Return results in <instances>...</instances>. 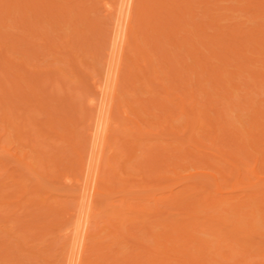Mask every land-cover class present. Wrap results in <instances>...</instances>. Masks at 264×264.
<instances>
[{
	"label": "rangeland",
	"instance_id": "obj_1",
	"mask_svg": "<svg viewBox=\"0 0 264 264\" xmlns=\"http://www.w3.org/2000/svg\"><path fill=\"white\" fill-rule=\"evenodd\" d=\"M9 1H11V0H9ZM13 1L15 2L14 4H18L17 2L20 0H17V2H16V0H13ZM22 1H23V3L20 1L21 6H24V8L26 6L28 7L27 4H29L30 0H26V1H28L27 3L24 0H22ZM37 1H35V2H37ZM42 1H44V0H42ZM42 1H38V2L42 3ZM49 1H51V3L54 2L53 6L51 7L52 9L49 8L51 5L48 6V3H49L48 0H45V2H47V5L44 4L45 2L42 3L44 6L37 2L38 5L39 4L40 5L38 6V5L33 4L35 7L31 4V1H30V4H29L30 8H32L31 6H33L34 8L31 10H28V8H27L26 11H28V12H26V13H25V10L23 8H21L20 12L18 11V9H14L13 5L12 6L10 5V7L7 8L8 4L3 5L4 0L0 1V8H3L2 6H5L6 10L10 11V14L13 13L12 15H10L7 12V14H6L7 18L4 17V15H2L4 18L5 24H0V31L3 32V33L1 32L2 34L0 33V49H1L0 54L2 55V56L0 55V139H1L0 140V146H1V148H5L9 152H10V150L11 151L14 150L13 149L14 145L16 147H18V149L15 148L16 150L14 152H12L13 155H12V153L9 154L6 150H3L0 148V264H64V263L67 264L66 255L69 252H66L64 257H63V253L65 251H69L70 246L68 247L67 244H69V243H66L65 247H68V249H67V248H64L63 245H65V242H69L68 240H70L69 239L70 237L68 236L69 238L68 237L66 238L65 235L67 233H65V235H64V231L67 232V230H65V229L66 228L68 229L71 225L73 226V224H75V222L77 221V219H76L77 217L75 215H76V212L78 209V206H77L78 204H75V203H76V201L78 202V200H75L76 197L74 198L73 195L78 197L77 191H79V188H78V190H76L77 188L75 186H78V185H77V183H75V186H74L73 177L78 178V176H76V175H79V174H77V172L80 173V171H78L79 169H77L78 165L80 166V164L77 163V160L80 159V157H78V159H76L77 156L75 157L74 155H77L76 150L78 153L79 152L82 153V151H84L83 153H85V149H83V150H81V149L83 148V146H86V145L89 146L90 145V139L86 133L88 132L87 126L91 122V120L89 119V116H90V118H92L93 116L91 117V113L94 112V110H93V112H91L92 109H89V107L92 106L90 104V100H91V98L93 99V97H91V94H92V96L95 94L94 97H96V99L93 101L98 100L97 92L95 91L96 93L93 94V92H94L93 90H96V89H94L95 88L94 85H96V84H93V83H95V81H96V83H98L97 81L101 82L99 80V78L97 79L96 77H99V75L101 77L102 73L104 71L103 70L104 68H102L101 66L104 67L105 58H103V57H106L105 55L108 52V50H106L105 45L108 43L107 41L109 40L108 38H107L108 40H105V38L107 37L106 35H108L109 34L108 32L110 31V30L108 31V29H110L111 26H113V23H112L113 21H111L113 19H112V17H109L110 14H108L109 18H107V15H106L107 12L104 10L105 8H103L105 0L104 1L103 0H71L72 2L70 0H49ZM176 1H178V0H176ZM179 1H181V0H179ZM184 1L185 0H182L181 2H184ZM186 1H187V3H185L184 5H181L183 3L180 4V2H179V4L181 6H183V8H184L183 12L185 11V13H184L185 15L182 16L183 12L181 13V10H179L178 8L177 9L175 8V10H176L175 12H177L179 10L178 14L180 13L182 16L180 18L181 21L179 20V17H178L179 23L181 22V24H182V25H180V24L179 25L181 27L185 28V30L183 28L180 30L179 28H177V25H176L177 32H176V36L174 35L175 36L174 38L179 39V41H181V37L185 36L184 38H182V40L185 39V41L188 43H185L184 40L182 43H179V41H175L176 39H171L172 42H168L170 40H168L165 37H162L163 35L158 36L159 38H156V36H155L154 38H156V39H154V38H152L154 33H151L150 30H147L148 32H146L145 29H144L145 33L143 30V32H142L143 34H142L139 31L140 28H142V27L139 26V24H138L139 23L137 21L138 18H137V20L135 19L136 23L134 24V27H135L134 31L136 33L134 36L132 34L133 38H131V39L134 41L135 40L134 37L137 36V39H136L137 44H139V46L142 47V50L143 49H144V51L147 50L145 52L147 55L150 56L149 58H151L150 60L152 61V62L151 61L150 62L155 67L156 71L153 73V75L151 73H148V72H147V74H145L147 76V77L145 76V78L149 80L147 82H146V79L145 80L143 79L144 75L140 76V77L138 76L139 78L136 79L138 81V83H137V81L133 82L135 77L133 78V80L129 79L128 76L130 75V73H128V72L130 70L133 71L135 68L134 67L135 65L133 64L134 65L133 66L132 62L127 58L124 62L125 65L123 67V70L121 71L122 74L120 77L121 82L119 81L120 84H119V86H118L119 88L117 90V95H119L118 99H117L118 102H117L116 107H115L116 109H114V113H113V120L115 121L113 123V126L116 125V127H114V130L111 131V137H110L111 147H110V149L107 148L106 153H104L105 159L103 162V163H105V160L107 159V157L111 156V161L116 160V163H114L115 162L114 161L113 164H111V165L114 166L117 170V173L118 172L119 173L117 176L115 175V177H114L115 179H113L114 175L110 176L113 173L110 170L111 168H109L110 171L107 170L108 169V167L106 166L107 164L106 165L104 164L102 167V170H101L102 174L100 173L102 175L101 178L107 180V178H109V176H110V178H112V180H114V182H115V180L117 182H115V183L113 182L111 184L109 183L110 185H112V184L114 185V186L112 185L114 188L112 187L113 190L110 193V195H109V192H106L104 194L100 193L99 196L97 195L96 202H95V207L97 209H96L95 214L93 213L94 216L93 217L91 216L93 219H92V221H90L91 223H90V227H89V229H90V236L89 237L90 238H88L87 245H86L87 246L86 252L84 253L85 254V256H84L85 264H96V262H98V263L102 262L103 264H134L137 261H140V263H142V264H165L166 262L165 263L162 262L163 258H165L167 256L163 253L164 247H162V245H157V244L155 245V243H156V239L159 240V243H161V242L164 243L163 237L168 234L167 232H169L170 229H171L170 232H172V234L171 233H169V234L172 235V237L177 236L180 232H183L185 230H187L188 232H190V230H191L190 234H194L195 238H200V239L203 238V239H206V241L208 240L209 243L206 242V244H208V245L210 244L209 249H208V253H206L207 249L205 251L201 250V252H199L198 249H194L195 246H193L192 243H190L189 245L187 244V246L189 247L188 249H191V251L194 254L193 257L196 256V258L198 257L199 260L202 259L200 257L199 253H201V256H202V252H205V254L203 255V258L205 259L204 261H206V259H211V260H209V261H211L210 264H219V263H221V264H237V263L238 264H264V196H262V194L259 193V191L261 189H264V183H262V182H264V180L260 181L257 178H252V181H255V197L256 198H255V203H254L255 207L253 206L252 208L253 209L255 208V221H254V223L256 225V231H255V234L253 233V234H251L252 236L250 235L251 236L249 238L250 242L248 241L249 244L247 243L249 250L247 251V253H245L247 256L243 257V253H242L243 251L241 250L240 245L238 244L239 242H241V240L237 243L233 239L235 237H232V238L230 237L232 240H229L230 238L228 239V237L232 233L231 232L232 229L229 230V228L226 226L227 224L229 225V223H227V221H224V219H222L223 216H221L222 214L224 216L226 214L232 215L233 212L231 211V208H232L231 205H233V204H231V205H229V204L224 205L223 204V206L221 205V206H218L217 208H213L214 210L212 208L206 209L204 207L205 205H203L204 202L202 203V200L204 201V199L206 198L205 196H207L208 193H211L212 196H214L216 186L214 184V181H213L211 175H209V174H203L202 175L201 173L195 174L196 172H211V173H214L217 176H219V173L217 171V167H220L221 169L225 168L226 174H229L228 171L230 170L231 166L227 165V163L233 164V163H235L234 159H237V160H239V162H240L239 165H241V166H242L241 161L247 163L249 167H253L255 165L256 173H258L259 176L264 177V166H261V165H264V162L260 163L261 161H258V160L256 161V159L264 160V158H262V157H264V156H262V155H264V147H260L261 145L264 146V139H262V138H264V134H262V133H264V128L261 129V126H257V127H260L261 130L257 127H255L257 130L255 128L249 129V128H251L250 125L252 124L251 123L249 125V123L251 121L250 120L251 117H252L253 121L259 119V121L261 120L260 122L264 123V77H262V76H264V74H262V73H264V45L260 46V44H264V8H262V6H260V8H257V10H256V7L258 5L257 4L258 0L257 1L256 0H249V1L248 0H216L217 2L215 0H186ZM255 1H256V3H255ZM259 1L262 2L264 0H259ZM165 2H167V1H165ZM175 3H177V2H175ZM83 4H84V6H83L84 8H85V6L88 7L90 17L88 16V14L81 13V12L85 11V10H83V11L81 10L82 9L81 6ZM179 4H177V5H179ZM187 4H188V6H187ZM57 5L60 6L61 8L64 7L63 9H58V10H64L65 8H69V6H71V7L73 6L74 12H73V10H71L72 9L71 7H70L71 9L69 8L71 10V14H73V17L71 16V14H70V16H68V14H67L68 12L66 13L67 17H70L72 20L75 19V20L79 21L80 23L82 21H85L84 19H86L89 22L86 24H89V25H83L85 23L82 22L83 23V24L81 23L82 26H85V27L87 26V27L86 28L84 27V30H82L83 28L80 26V28H82V29H80V31L77 30L78 32L75 30L76 33H73V31H71V30H73V28L70 29L71 25L68 26L70 23H72V22H70L71 19L69 21L70 23L68 22L69 24L64 27L65 24L63 25L62 22H63V20L64 21L66 20L65 19L66 14H65V11H63V13H61V11H58V10L55 11L54 7L55 6L57 7ZM167 5H168V3H167ZM191 5L193 6V8L191 7ZM260 5H262V4H260ZM17 6H19V4ZM40 6L42 7V10L46 6H48L47 8H49L50 10L45 8V9H47L46 12L49 13V11H50V13L52 12L51 13L52 15L49 16L50 15V13H49V15L46 14V17H45L41 13V7ZM66 6H68V7H66ZM77 6H79L80 8L77 9ZM181 6L179 8H181ZM184 6L186 8L189 7L188 8L189 10L187 13H186L187 10ZM174 7H175V5H174ZM258 7H259V5H258ZM15 8H17V7L15 6ZM37 8H38V10H40V12H37L38 17L35 15L36 13H34V10L37 11ZM57 8H59V7H57ZM261 8H262V10H261ZM32 10H33V12H32ZM44 10H43V12H44ZM51 10H53V11H51ZM70 10H68V11H70ZM167 10L165 9L164 13H162V15L164 17H165L164 14ZM204 12H205V14H204ZM1 13H3V12H1ZM30 13H32L31 15H34V16H31ZM60 14H62L61 16L64 19L60 18L61 17ZM63 14H65V15L63 16ZM9 15H10V17L8 18ZM13 15H14V17H13ZM18 15H19V17L22 18V20H24V22H26L25 24L22 22L21 19H19V20L22 24L18 21V18H19ZM162 15H158L159 19H160V16H162ZM11 16H12V18H11ZM56 16L59 17L60 20H58L56 18ZM134 16L136 17V14ZM167 16H166V18H167ZM16 17H18L17 21H18V23H20V25L24 24L23 27L18 26L19 25L18 24L17 25L18 28L17 27L15 28V26H16L15 24L17 21H15L16 19H14V18H16ZM33 17H36L37 19L42 17L46 21L41 22L43 20V19H41V21L39 20V22L37 21L38 22L37 23L36 19H33L35 21H32L31 18H33ZM78 17H80L82 19V21L79 20ZM212 17L215 18V20L217 18V21L215 22V20H212V21H210L211 23H209V20H211ZM3 18H2V20H3ZM53 18L56 19V22H55V20H53ZM89 18H91V19H89ZM173 18H174V16L171 19L172 21L170 20V22H168L170 25L173 23V20H174ZM193 18H194V20H193ZM48 19H50V21L52 19L53 23L51 24ZM61 19H62V21H61ZM108 19L110 20V22H108L109 21ZM87 21H85V22H87ZM175 21H177V20H175ZM13 22H15L14 25H13ZM59 22L61 23V25H63L62 26L63 30L58 29L59 28V26H58L57 27V29L59 30L58 31L55 28L56 26L54 27L53 25H56L54 23H58V25H60ZM34 23H36V24H34ZM66 23H67V21H66ZM80 23L76 22V24H80ZM91 23H92V25H91ZM108 23H112V24L109 26ZM168 23L166 22V25ZM174 23H177V22H174ZM214 23L217 24L216 25L217 28H216V26L213 25ZM26 24H27V27H25ZM76 24H72V25H76ZM183 24H185V25L183 26ZM211 24H212V27H211ZM28 26H29V28H28ZM108 26H109V28H107ZM163 26H161V27H163ZM196 26H198V27L201 26V28H203L202 29L203 31L200 30L199 28H198V30H199L198 32L195 31ZM91 27H92V29H91ZM193 27L195 28V30ZM19 28H20V30H19ZM23 28H25L24 30H26L27 33L24 30H22ZM31 28L33 31H31ZM53 28H55V29H53ZM166 28H165V30H166ZM75 29H77V27ZM136 29H138V30H136ZM44 30H46V31H44ZM51 30H53V31L51 32ZM178 30H180V31H178ZM141 31H142V29H141ZM160 31H162V30H160ZM7 32L9 33V35H7L8 34ZM29 32H31V33H29ZM105 32L107 33L106 35L104 34ZM162 32H164V31H162ZM166 32L167 31H165V33ZM202 32H204V33L202 34ZM149 33L152 34V36ZM3 34H6L7 36L3 35ZM56 34L57 35L59 34V35L56 36ZM76 34H78V35H76ZM144 34H146L145 37L147 39L142 38V35H144ZM171 34L173 35L174 33H171ZM201 34L203 35V37ZM220 34L226 38L223 39V41H220L221 43H215V42H214V44L211 43L210 38L212 37L213 39L215 38L218 40L219 38H216V37L217 36L221 37ZM234 34L238 35V36H236L237 38L233 37ZM1 35H3V37H4L3 39H1L2 38ZM30 35H31V37H30ZM196 35H199V36L201 35V36L197 37ZM226 35L228 36V40H227ZM248 36H250V39L253 36L255 43H252V42L250 43L249 41H247ZM87 37H88V39H87ZM171 38H172V36H171ZM15 39H16V41H15ZM28 39H29V41H28ZM86 40H88V41L86 42ZM217 40H216V42H217ZM243 40H245V41H243ZM54 41H55V44H54ZM57 41H58V44L56 43ZM105 41L107 43H105ZM237 41H243L242 43L240 42L243 45L245 43H248V44H245V47L243 45H241L245 51H244V53H243V51H240V54L245 55V57L247 56L248 60L251 59V57H252V59L257 58L258 61L257 60H255L256 62H251L252 60L247 61L246 58H244L243 56H241L239 54L236 55V53L233 51L235 50V47H236L235 43ZM60 42L62 43V45ZM89 42H90V44H89ZM190 42H193L191 44H193L195 48L194 47L192 48V46H190ZM72 43H73V45H72ZM228 43H230V45ZM3 44H6V46ZM87 44H88V46H87ZM187 44H188V46H187ZM212 44H213V46L214 45L215 46L212 47ZM233 44H234V46H233ZM239 45H237V46H239ZM246 45H248V46H246ZM9 46L10 47L15 46V47L10 48ZM70 46H72V47H70ZM74 46H76V47L74 48ZM85 46H86L87 50L84 48ZM219 46H220V48H219ZM241 46H240V48H241ZM49 47H51V49L53 48V50L51 51V49ZM65 47H66V51H65ZM225 47H227V48H225ZM231 47H233L234 50L229 49V51H227L228 48H231ZM254 47H256V49H254ZM90 48H91V50H90ZM150 48H151V50H150ZM169 48L171 50H169ZM246 48H248V49H246ZM251 48H253L254 50ZM84 49H85V51H84ZM108 49H109V46H108ZM188 49L189 50L191 49L193 51V52L190 51L192 53L191 55H190V52H188ZM223 49H225V51H223ZM236 49H237V47H236ZM74 50H76V51H74ZM250 50H251V52H250ZM20 52H23V53H20ZM210 52H212V53H210ZM127 54H128V57H131V60H132L133 56H134L133 53L130 51ZM161 54H163V55H161ZM212 55H213V57H212ZM229 55H230V57H229ZM3 56H4V58H3ZM69 56L70 57L75 56L74 57L75 60H71L74 58H70ZM237 56H239V57H237ZM159 57H161V58H159ZM226 57H227V59H226ZM7 58L10 61H8ZM65 58H67V59H65ZM157 58H159L160 60ZM6 59L9 63L11 62V64L9 66H11L12 62H13V66H11L12 68L6 65V64H8ZM167 59H168V61H167ZM79 60L81 61V65L79 64ZM184 60H186V61H184ZM72 61H76V63H74ZM163 61L164 62L166 61L167 64L164 63ZM139 62H141V61H139ZM202 62H204V63H202ZM21 63L24 64V66H23L24 68L21 67L22 66ZM72 64H73V66H72ZM163 64H165V65L163 66ZM139 65L141 67H143L144 64L141 62V63H139ZM152 65L149 64V66H152ZM202 65L204 66V68ZM206 65H207V67H206ZM226 65H228V67ZM185 66H186V68H184ZM72 67H74V68H72ZM154 67H152V68L154 69ZM156 67H158V68H156ZM20 68H22V69L20 70ZM191 68L197 69V72H199V74L195 75L196 73L194 74V72ZM202 68H203V70H202ZM206 68H208V70ZM221 68L229 69V72L226 71L228 74L227 73L226 74L220 73L222 75L221 76L222 79H221V77H219V75L216 74ZM73 69H75L77 73L74 72L75 70L73 72L70 71ZM227 69H225V70H227ZM80 70H82V72H80ZM237 70L238 71L240 70L239 75H238L239 72H237ZM24 71H26V72H24ZM137 71H139V70H136V72ZM20 72L23 74H21ZM142 72L143 71H140L141 74H143ZM192 72H193V74H191ZM134 73H135V71H134ZM140 73H138V75ZM229 73H231V75ZM16 74L19 76H17ZM201 74H202V76H201ZM233 74L236 76H234ZM24 75H25V77L26 76L27 77L25 78ZM122 75H124V76H122ZM232 75H233V78L230 79V77H232ZM20 77H23L24 79L23 78L21 79ZM200 77L204 78L203 81H201L202 78H200ZM47 78H49L50 80H48ZM186 78L188 80H185ZM154 79H156V81ZM158 79L160 81H157ZM174 79H176V80H174ZM197 79H198V81L196 82ZM101 80L103 81V78H101ZM92 81H94V82L91 84ZM142 82H143V84H142ZM161 82H162V84H161ZM198 82H200V85H203V87L202 86L201 87L203 89H205V93H203L201 91L202 90L201 87H200L201 89L199 88L200 85L197 86L196 83H198ZM147 83L149 84L148 86H147ZM155 83H159L160 85L155 84ZM232 83H234L233 86H236V85H238V86L236 88L234 87L233 89L232 88L230 89V91L232 93H231V96H229V93L226 91V89L228 90L230 88L229 85H232ZM35 84H36V86L33 87ZM172 85L173 86L175 85V87H173ZM223 85H224V87H223ZM30 86H32V87H30ZM192 86H194V87H192ZM138 87H141V88H138ZM147 87L151 88V89L150 90L146 89ZM32 88H33V91H31ZM1 89H2V91H1ZM91 89H93V90H91ZM206 92L211 94L212 99L208 98L210 95L208 94L209 95L208 96L206 94ZM38 93H40V94H38ZM170 93H172L173 95ZM215 93H220V94H215ZM37 96H39V97H37ZM26 97H28V98H26ZM29 97L32 99H30ZM24 98H26V99H24ZM33 98H35V99H33ZM167 98L171 102L167 101ZM135 99H136V101H135ZM170 99H172V100H170ZM209 99H211V101H209ZM30 100H34V101H30ZM178 100L181 101V105L183 103L185 104L184 105L185 107H183V105H182V108H185L187 110L186 112H184L185 113L184 116H183V113L181 112L182 110L179 107L180 103ZM28 101H30V102H28ZM138 101H140V103L143 104L142 107L143 106L147 107V112L146 111L142 112L141 110H143V108L140 110L138 109L139 106L135 105V104H137L136 102H138ZM142 101L146 104H144ZM151 101L155 102V104L161 103L160 107L158 105V107L156 106L157 109L154 108L153 106H155V105H153V103ZM159 101H160V103H159ZM162 104H166L167 108L165 109V105H164L163 106L164 110H163V108L161 107ZM168 105L170 108L168 107ZM187 107H189V109ZM211 107H214L213 109H215V110L212 111ZM90 108H93V107H90ZM132 108H134V109L137 108L136 110L139 112L135 113ZM247 108H248V110H247ZM144 109H145V107H144ZM168 109L171 111V113L173 112V114L171 115L173 117H170L171 120L169 122H166L165 120L168 121L167 118L169 117L167 115H169V113H170V111ZM257 109H258V112H257ZM152 110H154V111H152ZM167 111H169V112H167ZM179 111H180V113H179ZM153 112L156 114H154ZM59 113H60V115H59ZM186 113H189V115H191V116H189ZM193 113H194V115H193ZM248 113H249V115H248ZM250 113H251V115H250ZM61 114L66 116V118L68 120L67 122H66L65 116H63L64 117L63 118ZM165 114H167V115L165 116ZM139 115H140V117H139ZM159 115H161V116H159ZM186 115L188 116L189 119L191 118L192 120H193V118H196V117L198 118V119H194L192 121V123L194 122V124H192V123H191V125L189 124L190 127L191 128L193 127L194 129L193 128L190 129V127H189V129H187L188 125H186L185 122L187 121L188 118L186 117ZM174 116H175V118H174ZM194 116H196V117H194ZM56 119H57V122H55ZM185 119H186V121H185ZM52 120L54 122H52ZM59 120L64 122V124L65 123L66 124L64 125V124H62V122L60 123ZM89 120H90V122L88 123ZM132 120H133V123H132ZM162 120H163V122H161ZM196 120H200V121H196ZM190 122H191V120H190ZM52 123H53L54 127H52ZM135 123H137L136 126L133 125ZM231 123H233V125H236L237 130L239 128L238 133H242V135L245 134L244 129L246 131L250 130L249 132H252V133L255 132V133H258V135H260L261 138H259V136H255V138H257L258 140L261 139V141L258 142L259 147L257 146L258 144L252 145L251 144L252 142L249 143V140L250 141H252V140H251V137L246 138V137H248L247 135H244V136H246L245 137L246 141L245 140H243V141L239 140L241 146H243V147H246L244 145H247V142H248V144H251L252 147L257 146V150L258 149L260 150L259 152L253 151L254 148H252V147L249 148L248 145H247L248 148L247 147H246L247 149L245 148L247 150V154H249L252 151L255 152V154H254L255 155V161H254V159H249V161H248L246 158L247 154L245 153L246 150L243 151L242 148L239 149V145H240L238 143L239 141H236L235 140L236 136H234L231 133L232 132V130L230 129L232 126ZM123 124L125 127L130 128L131 130L124 128V126H122ZM229 124H231V126ZM55 125H57V126H55ZM68 125H70L69 127H71L74 130V132L69 133V130H65V129L72 130L69 127L67 128ZM199 125H201V126H199ZM134 126L136 128L140 126V128L142 130L140 128H137V129H140V131L137 133V131L136 132L134 131L135 130ZM19 127H22V128H19ZM164 127H165V129H164ZM262 127H264V126H262ZM63 128H64V130H63ZM233 128H234V126H232V129ZM234 130H235V128H234ZM66 131H67V134L69 133L71 135V136H69L66 134L67 137L69 136L71 138L70 143L72 140V143L75 144V146H74L75 149L72 146L73 144L70 145V143L68 142L70 145V146H68V143H66L67 141H69V137L67 139H65L66 136L65 137L63 136V134L66 133ZM130 131H131L132 136L129 134ZM132 131L135 132V134H133ZM213 131H214V133H213ZM124 132H129L128 133L129 135L125 134ZM61 133H62V136H61ZM235 133H237V132H235ZM136 134H139V136H137ZM40 135H42V136H40ZM134 135H136L138 137V139L140 140V141L136 140L137 145H136V143H134V137H135ZM240 135H239V137H241ZM190 136L192 137L191 139H190ZM212 136L216 137V139L214 140L215 144H213V142L211 140L213 138ZM128 137H129V139H131L133 137L131 139L133 142L131 141V143L132 144L134 143L137 146V149L135 151H133L134 153L132 152L134 154V156L132 155L131 159L128 157L129 160L127 159L128 161H126V163H125L126 167L124 166L125 167L124 171H122L121 169H123V167L122 168L120 167L121 169H118V166H121L122 165L121 162L122 161L124 162V160L127 158V156H125L124 151L126 150L125 144H127L126 142L129 141V140L125 141ZM88 139H89V141H88ZM196 139H197V141H196ZM220 139H222V140H220ZM240 139H243V138H240ZM65 140H67V141H65ZM86 142H88L89 145ZM202 143H204V145ZM178 145L179 146L181 145V146L178 147ZM217 145H219V146L217 147ZM71 146L73 149L71 148ZM87 146H86V148H87ZM69 147H70V149H68ZM158 147L162 148V150H160V151L158 150L160 153L159 152L157 153V151H156L158 149ZM172 147L173 148L175 147L176 149L180 148L177 150L178 151L182 150L181 153L183 154V156L187 155V157H182L183 160H180L181 161L180 162L179 160H177L178 154L176 155L174 153L175 155H172V152H173ZM122 148H123V150H122ZM175 148H174V150H175ZM61 149H62V151H65V153L63 152V154L66 156H64L61 153L62 152ZM78 149H80L81 151ZM87 149H89V148H87ZM73 150H74L75 154L72 153ZM177 150H175L176 153H178ZM223 150L229 152L228 154H230V152H231V156L233 158L230 156H227L228 154L226 155L224 153L226 155L225 156L223 153H221ZM87 151L88 150H86V152ZM219 151L221 154L219 153ZM225 151H223V152H225ZM238 151H239V153H238ZM15 152L17 153L16 156H14ZM22 153H27L26 158L28 156H30V157H28L29 159L27 158V160H26L27 164L25 161L23 162L21 159L18 160L19 157H22L20 155ZM150 153H151V155H150ZM154 153H157V155L154 156L153 155ZM127 154H129V153H127ZM144 154L147 155V157ZM182 154H180V155L182 156ZM18 155H19V157H18ZM49 155H51V156H49ZM171 155H172V157H170ZM221 155L226 158L225 160H228V161H226L227 163L220 161V157H222ZM53 156H54V158H52ZM81 156H85V154H81ZM152 156H154V157H152ZM236 156H238V157H236ZM160 157H162V158H160ZM240 157H242V158H240ZM58 158H60L62 160H60ZM123 158H124V160H123ZM148 158L149 159L152 158V160L150 159V161H149ZM201 158L207 159V160L205 162H200L199 159H201ZM179 159H180V157H179ZM57 160H60V161L57 162ZM142 160H143V163H142ZM154 160H155V162H153ZM159 160H162V162L164 161L162 163V165H164V169L166 170L165 171L163 169L164 170L163 171L160 168L161 172H162V174L161 173L160 174H161V176L163 175L162 177L160 176V178H159V175L157 172L160 170L155 169L156 172H154V170L151 171V169H150L153 165L156 167L158 165H161V161H159ZM176 160L179 161V163H177V164H179L177 166L178 168L174 167L176 164L175 163ZM19 162H23V163L20 164ZM56 162H57V164H56ZM144 162H145V164H144ZM156 162H157V164H156ZM24 163L27 165V167ZM30 163H34V164H31V165H34L33 168H31L32 166L30 165ZM148 163L151 165H152V163H154V164L152 166L150 165L151 166L150 167ZM58 164H60V166ZM141 164H143V165H141ZM167 164H168V166H167ZM28 165H30V166L28 167ZM132 165H135V166H132ZM165 165L167 166V168ZM50 166H52V167H50ZM143 166L145 168H147V170L145 168L143 169ZM154 166H153V168H155ZM179 166H181L182 168H180ZM106 167H107V169H106ZM55 168L56 169L60 168L61 169L60 172L58 171L59 169L56 170ZM174 168L176 169L175 172H178V174H177L178 176L177 175L175 176V174L173 172ZM45 169H46V171H45ZM48 170H49V172H47ZM50 170L54 174L50 173ZM54 170H56V171H54ZM118 170H121V171H118ZM43 171H44V173H43ZM138 171H139V173H138ZM104 172H106V173H104ZM40 173H42V174H40ZM68 174H70L71 177L74 175L72 177L71 181H69L71 179L70 176L69 177L67 176L68 178L65 177ZM190 174H195V175H194V177H192L193 175H190ZM119 175L122 176L123 179L121 177L119 178ZM156 176L158 177V179ZM168 176H170V177H168ZM236 177H237V175H236V173H234L232 175H229L226 181H224V182L221 181V191L224 193V196L234 195L237 198H240L245 193V195L247 194L249 197V195L252 194L249 191L250 187L245 188L247 185L246 183L248 182V179L242 178V181L244 183L238 184L236 189H235V188H233L232 185H233V183L236 182ZM120 179L122 181H120ZM159 179H161L162 181ZM109 180H111V179H109ZM123 180L126 181V184H127V186H125L126 188L121 186L122 185L121 183L123 182ZM142 180H144V181H142ZM157 180H159L161 183ZM16 181L21 182V184L23 183L24 187L23 186H17L18 183L16 184ZM158 183H159V185H157ZM106 184H108V182ZM143 184H144V186H143ZM259 184H260V186H258ZM72 185H73V187H75V189L73 187H70ZM129 185H132V186L130 187ZM139 185H140V187H139ZM149 186L150 187L152 186V187L150 188ZM145 187H146V189H145ZM71 188H73V189H71ZM252 188L254 189V187H252ZM116 190H117V192H116ZM122 190H124V191H122ZM233 190H234V192L232 194L227 193V192H230ZM42 191H43V193H42ZM68 191H70V192H68ZM171 191H172V193H174V195H177L175 199L169 197L171 193L169 195H168V193ZM78 193H80V191ZM49 195L50 196L52 195L51 198ZM203 195H204V197H203ZM153 196L155 197V199H153L154 198ZM167 196H168V198H167ZM45 197H46V199H45ZM134 197H137V198H134ZM143 197L145 199H143ZM162 197H164V198H162ZM171 197H173V196H171ZM121 198L124 199L122 201V202H125L123 204L124 206L121 204V201H120ZM160 198H162L163 200H161ZM157 199H159V201ZM236 199L233 200L234 201L233 203H238L236 201ZM251 199H253V198H251ZM44 200H45V202H44ZM154 200H156V201H154ZM180 200H182L184 202H189V203H191L193 201L194 202L197 201L196 203H198V200H200L202 206L200 204L201 207L198 206L196 208V210H194L195 213H193V214L191 213L192 211L187 213L186 212L187 210H185V212H183L184 211V210H182L183 207L181 206V204H179L182 202ZM248 201L245 200V202H248ZM113 202L116 205H114ZM39 203L42 206L41 205L39 206ZM239 203H241V202H239ZM248 203L250 204L253 202H248ZM45 204L48 206L47 208H49V209L51 207L52 208L50 210L47 209ZM110 205H113L114 207L113 206L110 207ZM234 205H237V204H234ZM71 206L74 209L71 208ZM227 206H228V208H227ZM229 206L231 208H229ZM247 206H248V208H250L249 205H247ZM247 206H243V208L240 207L241 212L238 215L239 216L238 218H240V216H243V219L240 218L241 220H244L246 218V217H244V215H242V213L248 210L245 208ZM251 206H252V204H251ZM124 207L126 209H124ZM75 208H77V209L75 210ZM112 208H113V210H112ZM114 208H117L116 209L117 212ZM157 208H159L158 211H157ZM226 208H227V210H226ZM42 209H44V210H42ZM204 209H206L208 211H206ZM64 210H66V211H64ZM119 210H120V212H119ZM140 210H142V212ZM147 210H149V211H147ZM228 210L232 213H230ZM61 211H64L65 215ZM67 211H71L70 214L71 213L74 214V212L75 211L76 212L74 215H70V214H68L69 212H67ZM131 211H132V213H131ZM133 211H135V212H133ZM136 211H138V212H136ZM159 211H162L164 213V214H162L163 216L161 215V213H159ZM224 211H226V212L228 211L229 213L225 212L226 213L225 214ZM46 212L49 213V215ZM51 213H53V214H51ZM114 213L115 214L117 213L116 214L117 216L116 215L114 216ZM139 213H141V214H139ZM155 213H159L162 220H164V219H167V220H164V221L160 220L159 215L155 214ZM124 214H126V215H124ZM149 214H151V215H149ZM189 214H191L193 217L199 216L197 219L194 218V219H196L195 221L197 222V224L194 225V223H195L194 222L193 223L194 226L191 225L192 227L190 226V224H188L189 223L188 221H191V222L193 221V220H188V218L191 216ZM35 215H37V216L35 217ZM52 215L54 216V218ZM67 215L69 218L67 217ZM119 215L122 217H119ZM203 215L205 218L208 215L209 216L214 215V218L215 217L218 218L221 216L222 218H220V219H222L223 222L222 223L218 222L219 224H217L216 221H214L212 223L208 222L204 225L203 223H204L205 219L203 218ZM228 215H226V216H228ZM57 216H60V217L57 218ZM72 216H74L75 219H73L74 217H72ZM137 216H138V218H137ZM232 217H231L232 220L230 219V217H229V220H231L234 224H235V222H241V221H238L239 220L238 218H237L238 220L233 221ZM36 218H38L37 219L38 222L36 221ZM48 218H50V219H48ZM112 218H115V219H112ZM211 218L212 217H210V219ZM54 219L56 220L55 221L56 224L58 223V225H56L54 223L55 224L54 226L56 229L52 228V226H53L52 221H54ZM207 219L209 220V218H207ZM157 220H160L158 222L159 224L157 223ZM185 220L187 222L185 228L188 226V229L180 231V229L178 228L177 225H180V222L182 225H184ZM143 221H144V223H143ZM228 222H230V221H228ZM233 223H231L232 226H233ZM47 224L49 225V227ZM110 224H112V225H110ZM116 224H118V225H116ZM156 224H158V225H156ZM165 224L166 225L171 224L170 227L168 226L170 228L168 231H167L168 228H166ZM212 224H213V226H212ZM120 225H121V227H120ZM182 225H180V227ZM242 225H244V224H242ZM72 226H71V228H72ZM232 226H230V227H232ZM46 227H47V229H45ZM48 228H50V229L48 230ZM173 228H174V231L172 230ZM189 228H191V229H189ZM44 229H45V232H43ZM175 229H179V232H178V230H175ZM193 229H194V231H193ZM216 229L219 231H217ZM111 230H113L114 233ZM117 230H119V231H117ZM147 230H148V232H150V234L151 233L152 234L157 233V235H158V233H159L160 234L159 236H161L163 233V236L156 238V239L152 238V240H151L150 239L151 237L149 236V234L146 233ZM220 231L223 233H226V235L223 234L225 236L224 238H226V239L223 242H221V241L219 242L223 247L221 245H219V247H221V248L218 247L219 250L217 251V245H218L217 241L219 239L223 240V239H221L223 237V235L219 234V233H221ZM42 232H43V234H42L43 236L41 235ZM165 232L167 234H165ZM236 232L237 231H235V234H236ZM134 234H135V236H134ZM154 235H156V234H154ZM217 236H219V237L217 238ZM231 236H234V235H231ZM24 237H27V238H24ZM144 237H146V238H144ZM170 237L167 240L165 239L166 240L165 244L171 245V247L173 246L176 249L182 250V246L180 247V245L184 246L186 244L185 240L178 238V240H179L178 241L176 238V240H177L176 241L175 238L173 237V239L175 240V241H173V239L170 240L172 238V237L171 238ZM237 237H239V236H237ZM116 239H118V240H116ZM121 240L122 241L124 240V241L121 242ZM229 241L231 242V244H229ZM70 242H71V240H70ZM232 242H234V243H232ZM157 243H158V241H157ZM235 243H237V244H235ZM156 246L158 247V250L155 248ZM19 248H21L20 249L21 251H19ZM147 248H149V249H147ZM150 249H151V251H149ZM214 250H216V251H214ZM2 251L3 252L5 251V252L3 253ZM121 254H123L124 256ZM207 254H209V255H207ZM221 254H225V255H221ZM227 254L230 255L231 257L228 256ZM177 255H181V254H177ZM222 256H228L230 258L227 257L228 259H224V257H222ZM38 257L40 259H38ZM120 257H121V260L119 259ZM115 258H117L118 260ZM214 259H215V262H214ZM237 259H238V261H237ZM239 259L242 260L241 263H239ZM37 260H38V262H37ZM188 260H189L188 255L187 256L182 255V257L179 260V261H181V263L179 262V264H188V262H189ZM202 260H200V261H202ZM209 261L207 260V262L206 263L204 262V263L209 264ZM216 261H217V263H216ZM167 263L178 264V262L175 260L174 261L170 260ZM136 264H139V262H137ZM202 264H203V262H202Z\"/></svg>",
	"mask_w": 264,
	"mask_h": 264
},
{
	"label": "bare ground",
	"instance_id": "obj_2",
	"mask_svg": "<svg viewBox=\"0 0 264 264\" xmlns=\"http://www.w3.org/2000/svg\"><path fill=\"white\" fill-rule=\"evenodd\" d=\"M0 1H3V0H0ZM9 3H8V2ZM22 3H23V1L22 0H20ZM20 1H18L17 2V0H16V2L19 4V6H17L18 4H14L15 2L13 1V0H11V1H9V0H4V2H3V5H7L8 4V6H7V8H9L10 7V5L12 6L13 5V7H14V9H18V11L20 12V10H21V8H23L24 10H25V13L26 12H28V11H26L27 10V8H28V10H31V9H33L35 6L34 5H38V3H40V4H42L43 2H45V0L44 1H42V0H38V1H42V3L41 2H38L37 0H30L31 1V4L34 6H31L32 8H30V6H29V4H30V1H29V4H27L28 5V7L26 6L25 8H24V6H21V2ZM26 3L28 2V1H26V0H24ZM35 1H37V2H35ZM71 1V0H70ZM104 1V0H103ZM165 1H167V2H165ZM177 2V3H175V2ZM182 1V0H181ZM181 1H176V0H105V3H104V7L103 8H105L104 10L107 12V18H109V17H112V19L113 20H111V21H113L112 23H113V26H111V28L110 29H108V35H106L107 33L105 32L104 34L107 36H105L106 38H105V40H108L107 42L105 41V43H107L106 45H105V47H106V50H108V52H107V54L105 55L106 57H103V58H105V63H104V67L103 66H101L102 68H104L103 70V73H102V76L100 77V75H99V77H96L97 79L99 78V80L101 81V82H99V81H97L98 83H96V81H95V83H93L94 81H92L91 82V84L93 83V84H96V85H94L95 86V88L94 89H96V90H93V89H91V90H93L92 92H93V94L94 93H96L97 92V94H98V100H96V101H93V100H95L96 99V97H94V95L92 96V94H91V97H93V99L91 98V100H90V104L92 105V106H90V107H93V108H90L89 107V109H92L91 110V112H93V110H94V112L93 113H91V117L92 118H90V116H89V119L91 120V122H90V120L88 121V123L90 124H88V126H87V135H88V137H89V139H90V145L88 144V142H86L89 146H87L86 144V146H87V148H89V149H87L86 148V146H83V148L81 149V150H83V149H85V153H83L84 151H82V153L81 152H77V150H76V154L77 155H74L75 157H76V159H78V157H80V159H78L77 160V163H79L80 164V166L78 165V168L77 169H79L78 171H80V173L79 172H77V174H79V175H76V176H78V178H74L73 176V181H74V186H75V183H77V185L78 186H75L77 189L76 190H78V188H79V191H80V193H78L79 191H77V195H78V197L77 196H74L73 194V197L75 198V200H78V202L76 201V203L75 204H78L77 206H78V209L77 208H75V210L77 209V212H76V219H77V221L75 222V224H73V226H72V228H71V226L67 229H65V230H67V232H65L64 231V235H65V233H67L65 236H66V238L68 237L70 240H71V242H70V240H68L69 242H65V245H63L64 246V248H67L68 249V247L70 246V250L69 251H65L64 253H63V257H64V255H65V253L66 252H69L67 255H66V260H67V264H85V262H84V256H85V252H86V245H87V241H88V238H90L89 236H90V229H89V227H90V221H92V217L94 216V214H95V212H96V207H95V202H96V198H97V195L99 196L100 195V193H106V192H109V195H110V193L112 192V190H113V186L112 185H110L111 183H113L114 182V180H112V178H110V176H113V179H115L114 177H115V175L117 176L118 175V173H117V170H116V168L114 167V166H112L111 164H113V162L114 163H116V160H113V161H111V156H108L107 157V159L105 160V163H103L104 162V159H105V157H104V153H106V150H107V148H109L110 149V147H111V139H110V137H111V131H113L114 130V127H116V125H114L113 126V123L115 122L114 120H113V113H114V109H116L115 107H116V104H117V99H118V96L119 95H117V90H118V86H119V81L121 82V80H120V77H121V71L123 70V67H124V62H125V60H126V58L127 59H129L131 62H132V65L136 68H134V70L132 71V70H130L128 73H130V75L128 76V78L129 79H131V80H133V78L135 77V79L133 80V82L135 81H137L136 79L137 78H139L140 76H143L142 78L145 80L146 78H145V74H147V72L148 73H151L152 75H153V73L156 71L155 70V67L152 65V61L150 60L151 58H149L150 56L149 55H147L146 54V52L145 51H147V50H145L144 51V49L142 50V47H140L139 46V44H137V36L136 37H134V41L131 39V38H133V36L135 35V31H134V24L136 23L135 22V19L137 20V18H138V24H139V26H141L142 28H140V32L142 33L143 32V30L145 29L146 30V32H148L147 30H150V32L151 33H154V35L152 36V34H150L151 36H152V38H154L155 36H156V38H159L158 36H162V37H165V38H167L168 40H170V41H168V42H172L171 41V39H176V38H174L175 36H176V32H177V30H176V25H177V28H179L180 30L183 28V27H181L180 25H182L181 24V22L179 23V21H178V17H179V20H180V18L183 16V15H185L184 13H185V11L183 12V10H184V8H183V6H181V5H184L185 3H187V1L185 0L184 2H181ZM216 1V0H215ZM249 1V0H248ZM257 1V0H256ZM256 1H255V3H256ZM12 2V3H11ZM48 6L49 5H51L49 8H51L52 6H53V4H54V2L53 3H51V1H49L48 0ZM72 2V1H71ZM70 2V3H71ZM179 2H180V4L181 3H183V4H179ZM213 2V1H212ZM217 2V1H216ZM215 2V3H216ZM254 2V1H253ZM258 3V5H259V7H258V5H257V7H256V10H257V8H260V6H262V8H264V1H262V2H260L259 0L257 1ZM6 3V4H5ZM167 3H168V5H167ZM190 3V2H189ZM188 3V4H189ZM209 3V2H208ZM39 4V5H40ZM44 4H46L47 5V2H45ZM170 4V5H169ZM175 5V7H174V5ZM177 4H179V5H177ZM188 4H187V6H188ZM260 4H262V5H260ZM38 5V6H39ZM43 5V4H42ZM63 5V4H62ZM162 5V6H161ZM193 5V4H192ZM191 5V7L193 8V6ZM213 5V4H212ZM15 6L17 7V8H15ZM44 6V5H43ZM48 6H46L45 8H47ZM84 6V4L81 6L82 7V11L83 10H85V11H83V12H81V13H83V14H88V16H89V9H88V7L87 6H85V8L83 7ZM167 6V7H166ZM171 6V7H170ZM181 6V8H179ZM239 6V5H238ZM3 8H0V11L1 12H3V13H1L0 12V24H5V21H4V18H3V16L2 15H4V17H6V14H7V12H8V14H10V11H8V10H6V7L5 6H2ZM37 7V6H36ZM41 7V6H40ZM39 7V8H40ZM57 7H59V8H57ZM57 7L55 6L54 8H55V11L56 10H58V9H63L64 7H60V6H58L57 5ZM66 7H68V6H66ZM71 6H69V8H70ZM185 7V6H184ZM210 7V6H209ZM213 7V6H212ZM44 8V9H45ZM49 8H47V9H49ZM57 8V9H56ZM69 8H65L64 10H58V11H61V13H63V11H65V14L67 13L68 14V16H70V14H71V10H73V6L69 9ZM80 7L79 6H77V9H79ZM175 8L177 9H179V10H181V13H182V16H181V14L179 13L178 14V11L177 12H175L176 10H175ZM186 8V7H185ZM189 7H187L186 8V13L188 12V9ZM262 8H261V10H262ZM2 9V10H1ZM43 9V10H44ZM47 9H45L44 10V12H43V10H42V7H41V13L46 17V14H48L49 15V13H50V9L48 10L49 11V13H47L46 12V10ZM52 9V8H51ZM164 9V10H163ZM165 9L167 10L166 12H165V17L162 15V13H164V11H165ZM191 9V8H190ZM236 9V8H235ZM243 9V8H242ZM241 9V10H242ZM6 10V11H5ZM11 10V9H10ZM23 10V11H24ZM68 10H70V11H68ZM231 10V9H230ZM51 11H53V10H51ZM79 11V10H78ZM162 11V12H161ZM235 11V10H234ZM238 11V10H237ZM247 11V10H246ZM12 12V11H11ZM22 12V11H21ZM32 12H33V10H32ZM37 12H40V10H38V8H37V11H35L34 10V13H36L35 15L38 17V15H37ZM46 12V13H45ZM73 12H74V10H73ZM85 12V13H84ZM236 12V11H235ZM240 12V11H239ZM249 12V11H248ZM52 13V12H51ZM50 13V15L49 16H51L52 14ZM76 13V12H75ZM176 13V14H175ZM13 14V13H12ZM12 14H10V15H12ZM32 13H30V15H31ZM55 14V13H54ZM65 14H63V16L65 15ZM67 14H66V16H65V21L63 20V25H64V27L65 26H67L70 22H72V23H70L68 26H70V29H72L73 28V30H71V31H73V33H76V31L77 30H79L80 31V29H82V30H84V27L85 26H82V24L83 23H85V24H83V25H89V24H86V23H89L86 19H84L85 21H87V22H85V21H82V19L80 18V17H78L79 18V20H81L82 22V24L79 22V21H77V20H75V19H71L70 17H67ZM108 14H110L109 15V17H108ZM136 14V17L134 16ZM204 14H205V12H204ZM243 14V13H242ZM10 15L8 16V18L10 17ZM47 15V16H48ZM58 15V14H57ZM62 14H60V16H61ZM75 15V14H74ZM158 15H162V16H160V19H159V17H158ZM168 15V16H167ZM180 15V16H179ZM31 16H34V15H31ZM71 16L73 17V14H71ZM138 16V17H137ZM166 16H167V18H166ZM174 16V20H173V23L170 25L168 22H170V20L172 19V17ZM177 16V17H176ZM187 16V15H186ZM13 17H14V15H13ZM18 17H19V15H18ZM18 17H16V18H14V19H16L15 21H17V18ZM68 19H67V18ZM76 17V16H75ZM90 17V16H89ZM216 17V16H215ZM222 17V16H221ZM220 17V18H221ZM2 18H3V20H2ZM7 18V17H6ZM5 18V19H6ZM11 18H12V16H11ZM56 18L58 19V20H60L59 19V17H57L56 16ZM60 18H62V19H64L62 16L60 17ZM77 18V19H78ZM164 20H163V19ZM188 18V17H187ZM213 18V17H212ZM211 18V20H209V23H211L210 21H212V20H215V18H213L212 19ZM13 19V20H14ZM19 19H21L22 20V18L21 17H19L18 18V21L20 22V20ZM25 19V18H24ZM32 19V21H35V20H33V19H36V22L38 21L39 22V20L41 21V19H43L42 17L41 18H36V17H33V18H31ZM62 19H61V21H62ZM70 19H71V21H70ZM89 19H91V18H89ZM158 19V20H157ZM169 19V20H168ZM183 19V18H182ZM191 19V18H190ZM222 19V18H221ZM28 20V19H27ZM49 21H50V19H48ZM47 20V21H48ZM53 20H55V22H56V19L55 18H53ZM52 19H51V21H50V23L52 24L53 21ZM109 20V19H108ZM168 20V21H167ZM175 20H177V21H175ZM193 20H194V18H193ZM18 21L16 22V26H15V28L17 27L18 28V26H20V27H23L24 26V24L26 23V22H24V20H22V22L24 23L23 25H20V23H18ZM43 21H46V20H42L41 22H43ZM66 21H67V23H66ZM70 21V22H69ZM93 21V20H92ZM165 21V22H164ZM172 21V20H171ZM181 21V20H180ZM217 21V18H216V20H215V22ZM4 22V23H3ZM37 22V23H38ZM69 22V23H68ZM74 22V23H73ZM76 22H78V23H80V24H76ZM108 22H110V20L108 21ZM163 22V23H162ZM166 22L168 23L167 25H166ZM174 22H177V23H174ZM188 22V21H187ZM214 22V21H213ZM14 23L15 22H13V25H14ZM49 23V22H48ZM60 23V22H59ZM112 23H108V25L110 26ZM165 23V24H164ZM191 23V22H190ZM203 23V22H202ZM19 24V25H18ZM22 24V23H21ZM34 24H36V23H34ZM41 24V23H40ZM50 24V25H51ZM54 24H56V25H53L55 28H56V30H58V29H60V30H63L62 28V26L63 25H61V23H60V25H58V23H54ZM72 24H76V25H72ZM137 24V25H138ZM156 24V25H155ZM162 24V25H161ZM180 24V25H179ZM205 24V23H204ZM203 24V25H204ZM18 25V26H17ZM33 25V24H32ZM49 25V24H48ZM79 25V26H78ZM91 25H92V23H91ZM107 25V24H106ZM165 27H164V26ZM170 25V26H169ZM173 25V26H172ZM185 24H183V26H184ZM201 25V24H200ZM208 25V24H207ZM206 25V26H207ZM214 26H216L217 24L216 23H214L213 24ZM3 26V25H2ZM11 26V25H10ZM41 26V25H40ZM52 26V25H51ZM52 26V27H53ZM59 26V28L57 29V27ZM74 26V27H73ZM80 26L82 27V28H80ZM109 26L107 27V28H109ZM161 26H163V27H161ZM179 26V27H178ZM187 26V25H186ZM194 26V25H193ZM25 27H27V24H26V26ZM31 27V26H30ZM77 27V29H75ZM87 27V26H86ZM85 27V28H86ZM160 27V28H159ZM167 27V28H166ZM191 27V26H190ZM211 27H212V24H211ZM220 27V26H219ZM28 28H29V26H28ZM55 28H53V29H55ZM89 28V27H88ZM106 28V29H107ZM165 28H166V30H165ZM187 28V27H186ZM194 28V27H193ZM198 28L200 29V30H202L203 28H201V26L200 27H198V26H196V30H195V28H194V30L195 31H199L198 30ZM207 28V27H206ZM215 28V27H214ZM216 28H217V26H216ZM221 28V27H220ZM25 28H23L22 30H24ZM52 29V28H51ZM91 29H92V27H91ZM139 29V28H138ZM138 29H136V30H138ZM141 29H142V31H141ZM159 29V30H158ZM184 30H185V28H183ZM19 30H20V28H19ZM30 30V29H29ZM76 30V31H75ZM145 30H144V33H145ZM152 30V31H151ZM160 30H162V31H164V32H162V31H160ZM180 30H178V31H180ZM235 30V29H234ZM25 32H26V30H24ZM23 31V32H24ZM28 31V30H27ZM31 31H33L32 30V28H31ZM44 31H46V30H44ZM53 30H51V32H52ZM59 31V30H58ZM57 31V32H58ZM165 31H167L166 33H165ZM187 31V30H186ZM192 31V30H191ZM203 31V30H202ZM2 31H0V33H1ZM78 32V31H77ZM188 32V31H187ZM234 32V31H233ZM3 33V32H2ZM1 33V34H2ZM8 33V32H7ZM27 33V32H26ZM29 33H31V32H29ZM72 33V32H71ZM72 33V34H73ZM156 33V34H155ZM159 33V34H158ZM161 33V34H160ZM171 33H174L173 35L171 34ZM204 32H202V34H203ZM222 33V32H221ZM232 33V32H231ZM71 34V35H72ZM132 34H133V36H132ZM143 34V33H142ZM196 34V33H195ZM201 34V35H202ZM224 34V33H223ZM227 34V33H226ZM239 34V33H238ZM3 35H6V34H3ZM3 35H1V39H3L4 37H3ZM7 35H9V33L7 34ZM6 35V36H7ZM59 35V34H58ZM57 34H56V36H58ZM62 35V34H61ZM76 35H78V34H76ZM87 35V34H86ZM85 35V36H86ZM145 35L146 34H144V35H142V38L143 39H145L146 37H145ZM175 35V36H174ZM192 35V34H191ZM190 35V36H191ZM200 35V36H201ZM221 35V34H220ZM231 35V34H230ZM229 35V36H230ZM233 35V34H232ZM248 35V34H247ZM246 35V36H247ZM34 36V35H33ZM55 36V37H56ZM66 36V35H65ZM148 36V35H147ZM171 36H172V38H171ZM194 36V35H193ZM197 37H200L199 35H196ZM227 36V35H226ZM236 36H238V35H236V34H234V36L233 37H236ZM30 37H31V35H30ZM62 37V36H61ZM81 37V36H80ZM79 37V38H80ZM91 37V36H90ZM185 37V36H184ZM183 36L181 37V41H179V39H176L175 41H179V43H182L183 42V40H184V42L185 43H188V42H186L185 41V39H183L182 40V38H184ZM202 37H203V35H202ZM208 37V36H207ZM210 37V36H209ZM253 37V36H252ZM251 37V39H250V36H248L247 37V41H249L250 43L252 42V43H255V40H254V37L252 38ZM70 38V37H69ZM75 38V37H74ZM92 38V37H91ZM108 38V39H107ZM141 38V37H140ZM150 38V37H149ZM156 38H154V39H156ZM212 38V37H211ZM210 38V41H211V43H213L214 44V42L215 43H221L220 41H223V39H225L226 37H224V36H222L221 35V37H219V36H217L216 38H219L218 40L217 39H211ZM230 38V37H229ZM237 38V37H236ZM44 39V38H43ZM51 39V38H50ZM87 39H88V37H87ZM147 39V38H146ZM166 39V40H167ZM222 39V40H221ZM256 39V38H255ZM14 40V39H13ZM66 40V39H65ZM69 40V39H68ZM92 40V39H91ZM196 40V39H195ZM198 40V39H197ZM215 40V41H214ZM216 40H217V42H216ZM227 40H228V36H227ZM241 40V39H240ZM254 40V41H253ZM3 41V40H2ZM15 41H16V39H15ZM28 41H29V39H28ZM88 40H86V42H87ZM156 41V40H155ZM158 41V40H157ZM162 41V40H161ZM160 41V42H161ZM174 41V40H173ZM189 41V40H188ZM201 41V40H200ZM243 41H245V40H243ZM243 41H237L235 44H236V47H237V49L239 50H237L236 49V47H235V50L233 49V47H231V48H228V50L227 51H229V49H233L232 51L233 52H235L236 53V55H241V56H243L244 58H246V60L247 61H251V62H256L255 60H257V58L256 59H252V57H251V59H249L248 60V57L246 56L245 57V55H242V54H240V51H243V53H244V48H242V46L241 45H243V44H241ZM62 42V41H61ZM60 42V43H61ZM76 42V41H75ZM79 42V41H78ZM167 42V41H166ZM202 42V41H201ZM229 42V41H228ZM241 42V43H240ZM57 44H58V41L56 42ZM74 43V42H73ZM73 43H72V45H73ZM157 43V42H156ZM191 43H193V42H190V46H192V48L194 47V45L193 44H191ZM223 43V42H222ZM240 45H239V44ZM54 44H55V41H54ZM56 44V45H57ZM75 44V43H74ZM77 44V43H76ZM89 44H90V42H89ZM93 44V43H92ZM145 44V43H144ZM213 44H212V47H214L213 46ZM229 45H230V43H228ZM245 44H248V43H245ZM245 44L243 45L244 47H245ZM3 45H5L6 46V44H3ZM61 45H62V43H61ZM163 45V44H162ZM227 45V44H226ZM237 45H239V46H237ZM261 45H264V44H260V46ZM55 46V45H54ZM78 46V45H77ZM84 46V45H83ZM87 46H88V44H87ZM108 46H109V49H108ZM175 46V45H174ZM187 46H188V44H187ZM232 46V45H231ZM233 46H234V44H233ZM240 46H241V48H240ZM246 46H248V45H246ZM4 47V46H3ZM10 47V46H9ZM13 47H15V46H13ZM12 46L10 47V48H13ZM58 47V46H57ZM70 47H72V46H70ZM76 46H74V48H75ZM206 47V46H205ZM239 47V48H238ZM50 49H51V47H49ZM86 50H87V48H86V46L84 47ZM174 48V47H173ZM177 48V47H176ZM195 48V47H194ZM219 48H220V46H219ZM225 48H227V47H225ZM15 49V48H14ZM18 49V48H17ZM47 49V48H46ZM64 49V48H63ZM73 49V48H72ZM85 49H84V51H85ZM128 51H127V50ZM179 49V48H178ZM212 49V48H211ZM246 49H248V48H246ZM251 49H253V48H251ZM254 49H256V47H254ZM253 49V50H254ZM19 50V49H18ZM53 50V48L51 49V51ZM90 50H91V48H90ZM150 50H151V48H150ZM168 50V49H167ZM169 50H171L170 48H169ZM168 50V51H169ZM0 51H1V49H0ZM65 51H66V47H65ZM74 51H76V50H74ZM132 52L133 53V59L131 60V57H128V52ZM190 51H192L191 49L189 50L188 49V52H190ZM219 51V50H218ZM223 51H225V49H223ZM16 52V51H15ZM55 52V51H54ZM106 52V51H105ZM193 52V51H192ZM196 52V51H195ZM250 52H251V50H250ZM1 53V52H0ZM17 53V52H16ZM20 53H23V52H20ZM66 53V52H65ZM85 53V52H84ZM186 53V52H185ZM210 53H212V52H210ZM219 53V52H218ZM217 53V54H218ZM69 54V53H68ZM127 54V55H126ZM192 53L190 52V55H191ZM228 54V53H227ZM1 55V54H0ZM75 55V54H74ZM80 55V54H79ZM104 55V54H103ZM161 55H163V54H161ZM160 55V56H161ZM187 55V54H186ZM214 55V54H213ZM213 55H212V57H213ZM234 55V54H233ZM2 56V55H1ZM71 56V55H70ZM69 56V57H70ZM159 56V55H158ZM157 56V57H158ZM165 56V55H164ZM163 56V57H164ZM172 56V55H171ZM188 56V55H187ZM206 56V55H205ZM211 56V55H210ZM64 57V56H63ZM75 57V56H74ZM73 56L72 57H70V58H74ZM162 57V58H163ZM169 57V56H168ZM229 57H230V55H229ZM237 57H239V56H237ZM3 58H4V56H3ZM69 58V59H70ZM102 58V59H103ZM159 58H161V57H159ZM159 58H157V59H159ZM218 58V57H217ZM225 58V57H224ZM2 59V58H1ZM8 59V58H7ZM7 59H6V61H7ZM65 59H67V58H65ZM184 59V58H183ZM182 59V60H183ZM226 59H227V57H226ZM242 59V58H241ZM71 60H75V58L74 59H71ZM160 60V59H159ZM164 60V59H163ZM209 60V59H208ZM237 60V59H236ZM8 61H10L9 59H8ZM7 61V62H8ZM78 61V60H77ZM139 61H141L144 65H143V67H141L140 65H139V63H141V62H139ZM151 61V62H150ZM167 61H168V59H167ZM177 61V60H176ZM184 61H186V60H184ZM183 61V62H184ZM206 61V60H205ZM234 61V60H233ZM258 61V60H257ZM6 62V63H7ZM25 62V61H24ZM23 62V63H24ZM71 62V61H70ZM72 62H74V63H76V61H72ZM164 62V61H163ZM250 62V63H251ZM5 63V64H6ZM73 63V64H74ZM164 63H166V61L164 62ZM170 63V62H169ZM202 63H204V62H202ZM11 64V62L9 63L8 62V64H6L7 66H9ZM22 64V63H21ZM25 64V63H24ZM24 64H22V66L21 67H23L24 66ZM71 64V63H70ZM73 64H72V66H73ZM79 64L81 65V61L79 60ZM149 64H151L152 66H149ZM158 64V63H157ZM161 64V63H160ZM167 64V63H166ZM177 64V63H176ZM183 64V63H182ZM206 64V63H205ZM229 64V63H228ZM26 65V64H25ZM69 65V64H68ZM165 64H163V66H164ZM172 65V64H171ZM233 65V64H232ZM11 66H13V62H12V65ZM11 66H9V67H11ZM20 66V65H19ZM78 66V65H77ZM167 66V65H166ZM173 66V65H172ZM203 66V65H202ZM227 67H228V65H226ZM231 66V65H230ZM76 67V66H75ZM126 67V66H125ZM128 67V66H127ZM152 67H154V69L152 68ZM177 67V66H176ZM199 67V66H198ZM206 67H207V65H206ZM12 68V67H11ZM24 68V67H23ZM72 68H74V67H72ZM78 68V67H77ZM143 68V69H142ZM146 68V69H145ZM156 68H158V67H156ZM183 68V67H182ZM184 68H186V66L184 67ZM196 68V67H195ZM195 68H191L192 70H193V72H194V74L195 75H198L199 74V72H197V69H195ZM203 68H204V66H203ZM203 68H202V70H203ZM224 68V67H223ZM223 68H221L216 74L217 75H219V77H221L222 75V73L223 74H226L227 72L226 71H228L229 72V69H227V68H225V69H227V70H225V69H223ZM22 68H20V70H21ZM26 69V68H25ZM79 69V68H78ZM164 69V68H163ZM199 69V68H198ZM207 70H208V68H206ZM75 69H73V70H70V71H74ZM136 70H139V71H137L136 72ZM158 70V69H157ZM167 70V69H166ZM214 70V69H213ZM69 71V70H68ZM84 71V70H83ZM134 71H135V73H134ZM140 71H143L142 73L143 74H141L140 73ZM165 71V70H164ZM187 71V70H186ZM240 71V70H239ZM238 70H237V72H239ZM243 71V70H242ZM241 71V72H242ZM18 72V71H17ZM24 72H26V71H24ZM71 72V73H72ZM74 72H76V70L74 71ZM80 72H82V70H80ZM85 72V71H84ZM166 72V71H165ZM185 72V71H184ZM193 72L191 73V74H193ZM216 72V71H215ZM236 72V71H235ZM21 73V72H20ZM77 73V72H76ZM138 73H140L139 75H138ZM168 73V72H167ZM221 73V74H220ZM21 74H23V73H21ZM25 74V73H24ZM190 74V75H191ZM215 74V75H216ZM228 74V73H227ZM230 75H231V73H229ZM237 74V73H236ZM240 74V72L238 73V75ZM250 74V73H249ZM253 74V73H252ZM262 74H264V73H262ZM17 75V74H16ZM125 75V74H124ZM124 75H122V76H124ZM234 75V74H233ZM233 75H232V77H230V79L231 78H233ZM17 76H19V75H17ZM126 76V75H125ZM133 76V77H132ZM139 76V77H138ZM201 76H202V74H201ZM234 76H236V75H234ZM254 76V75H253ZM24 77H25V75H24ZM27 77V76H26ZM25 77V78H26ZM62 77V76H61ZM147 77V76H146ZM153 77V76H152ZM199 77V76H198ZM262 77H264V76H262ZM18 78V77H17ZM21 79L23 78V77H20ZM70 78V77H69ZM95 78V79H96ZM101 78H103V81L101 80ZM154 78V77H153ZM177 78V77H176ZM188 78V77H187ZM185 79V80H188V79ZM200 78H202V77H200ZM255 78V77H254ZM24 79V78H23ZM48 80H50L49 78H47ZM94 79V78H93ZM92 79V80H93ZM128 79V80H129ZM179 79V78H178ZM190 79V78H189ZM203 79L204 78H202L201 79V81H203ZM221 79H222V77H221ZM229 79V80H230ZM40 80V79H39ZM46 80V79H45ZM67 80V79H66ZM141 80V79H140ZM151 80V79H150ZM155 81H156V79H154ZM174 80H176V79H174ZM173 80V81H174ZM130 81V80H129ZM147 81H149L148 79H146V82ZM157 81H160L159 79L157 80ZM169 81V80H168ZM190 81V80H189ZM198 81V79L196 80V82ZM200 81V82H201ZM7 82V81H6ZM200 82H198V83H196L197 84V86H199L200 85ZM214 82V81H213ZM137 83H138V81H137ZM191 83V82H190ZM142 84H143V82H142ZM146 84V83H145ZM144 84V85H145ZM155 84H159V83H155ZM161 84H162V82H161ZM173 84V83H172ZM177 84V83H176ZM180 84V83H179ZM192 84V83H191ZM149 84L147 83V86H148ZM160 85V84H159ZM171 85V84H170ZM229 85V84H228ZM234 85V83H232V85H229L230 86V88L227 90L226 89V91L229 93V96H231V91H230V89L232 88H236L238 85H236V86H233ZM36 86V84L33 86V87H35ZM129 86V85H128ZM173 86V85H172ZM177 86V85H176ZM179 86V85H178ZM203 87V85H200L199 86V88L200 87ZM232 86V87H231ZM19 87V86H18ZM30 87H32V86H30ZM173 87H175V85L173 86ZM192 87H194V86H192ZM201 87V88H202ZM213 87V86H212ZM223 87H224V85H223ZM61 88V87H60ZM71 88V87H70ZM138 88H141V87H138ZM200 88V89H201ZM214 88V87H213ZM8 89V88H7ZM16 89V88H15ZM146 89H151V88H146ZM167 89V88H166ZM4 90V89H3ZM13 90V89H12ZM138 90V89H137ZM154 90V89H153ZM197 90V89H196ZM199 90V89H198ZM1 91H2V89H1ZM31 91H33V88H32V90ZM30 91V92H31ZM38 91V90H37ZM96 91V92H95ZM203 93H205V89H203L202 88V90H201ZM207 91V90H206ZM212 91V90H211ZM216 91V90H215ZM10 92V91H9ZM167 92V91H166ZM10 94V93H9ZM35 94V93H34ZM38 94H40V93H38ZM170 94H172V93H170ZM206 94L208 95H210L211 96V94L210 93H207L206 92ZM205 94V95H206ZM215 94H220V93H215ZM214 94V95H215ZM11 95V94H10ZM173 95V94H172ZM203 95V94H202ZM208 95V96H209ZM223 95V94H222ZM33 96V95H32ZM97 96V95H96ZM170 96V95H169ZM176 96V95H175ZM193 96V95H192ZM208 97V98H211L212 99V96L211 97ZM12 97V96H11ZM37 97H39V96H37ZM26 98H28V97H26ZM26 98H24V99H26ZM30 98V97H29ZM217 98V97H216ZM225 98V97H224ZM30 99H32V98H30ZM33 99H35V98H33ZM38 99V98H37ZM211 99H209V101H211ZM28 100V99H27ZM139 100V99H138ZM153 100V99H152ZM170 100H172V99H170ZM185 100V99H184ZM205 100V99H204ZM30 101H34V100H30ZM30 101H28V102H30ZM37 101V100H36ZM122 101V100H121ZM135 101H136V99H135ZM154 101V100H153ZM165 101V100H164ZM167 101H169L168 100V98H167ZM179 101V100H178ZM183 101V100H182ZM213 101V100H212ZM143 102V101H142ZM152 102V101H151ZM157 102V101H156ZM166 102V101H165ZM169 102H171V101H169ZM137 104H135V105H138L139 107H138V109L140 110V109H142L143 108V110H141L142 112L144 111H146L147 112V107L146 106H143L142 107V105L143 104H141L140 103V101H138V102H136ZM144 103V102H143ZM153 103V105H155V106H153L154 108H156L157 109V107H158V105H159V107H160V101H159V103L160 104H158V103H156L155 104V102H152ZM180 103V104H179ZM179 107H180V109L182 110H180L182 113H183V116H184V112H186L187 110L185 109V108H182V105H183V107H185L184 105V103L181 105V101H179ZM192 103V102H191ZM230 103V102H229ZM41 104V103H40ZM127 104V103H126ZM141 104V105H140ZM144 104H146V103H144ZM169 104V103H168ZM193 104V103H192ZM207 104V103H206ZM120 105V104H119ZM129 105V104H128ZM165 105V109L167 108L166 107V104H162V108H163V110H164V106ZM181 105V106H180ZM133 106V105H132ZM157 106V107H156ZM202 106V105H201ZM120 107V106H119ZM131 107V106H130ZM144 107H145V109H144ZM168 107H169V105H168ZM192 107V106H191ZM216 107V106H215ZM170 108V107H169ZM188 109H189V107H187ZM214 107H211V110L213 111V110H215V109H213ZM118 109V108H117ZM130 109V108H129ZM133 110H134V112L136 113V112H139V111H137L136 109H134V108H132ZM131 109V110H132ZM152 109V108H151ZM185 109V110H184ZM130 110V111H131ZM169 110V109H168ZM247 110H248V108H247ZM152 111H154V110H152ZM170 111V110H169ZM169 111H167V112H169ZM174 111V110H173ZM180 111H179V113H180ZM194 111V110H193ZM218 111V110H217ZM254 111V110H253ZM256 111V110H255ZM133 112V111H132ZM157 112V111H156ZM159 112V111H158ZM164 112V111H163ZM216 112V111H215ZM257 112H258V109H257ZM154 113V112H153ZM191 113V112H190ZM90 114V113H89ZM154 114H156V113H154ZM164 114V113H163ZM173 114V112L171 113V111H170V113H169V115H167V114H165V116L167 115V116H169L167 119H168V121L167 120H165L166 122H169L170 120H171V118L170 117H173V116H171ZM186 114H188L189 115V113H186ZM197 114V113H196ZM199 114V113H198ZM59 115H60V113H59ZM62 115V117L63 116H65V115H63V114H61ZM193 115H194V113H193ZM215 115V114H214ZM223 115V114H222ZM248 115H249V113H248ZM250 115H251V113H250ZM253 115V114H252ZM69 116V115H68ZM137 116V115H136ZM159 116H161V115H159ZM189 116H191V115H189ZM139 117H140V115H139ZM152 117V116H151ZM186 117L188 118V116L186 115ZM194 117H196V116H194ZM222 117V116H221ZM254 117V116H253ZM64 118V117H63ZM174 118H175V116H174ZM186 118V119H187ZM193 118V117H192ZM4 119V118H3ZM52 119V118H51ZM65 119H66V122L68 121L67 120V118H66V116H65ZM139 119V118H138ZM137 119V120H138ZM152 119V118H151ZM186 119H185V121H186ZM194 119H198L197 117L196 118H193V120ZM206 119V118H205ZM218 119V118H217ZM216 119V120H217ZM258 119V118H257ZM50 120V119H49ZM64 120V119H63ZM70 120V119H69ZM190 120H191V122H190ZM191 118L189 119H187V123L185 122V124L186 125H188V128L187 129H189V127H190V125H191V123H192V121H193ZM227 120V119H226ZM251 121H250V123H249V125H250V127L251 128H249V129H252V128H255V127H257V126H261V129L262 128H264V127H262V126H264V123H262V122H260L259 121V119L258 120H255V121H253V119H252V117H251V119H250ZM71 121V120H70ZM141 121V120H140ZM196 121H200V120H196ZM207 121V120H206ZM231 121V120H230ZM48 122V121H47ZM46 122V123H47ZM51 122V121H50ZM52 122H54L53 120H52ZM55 122H57V119H56V121ZM59 122L61 123L62 121H60L59 120ZM58 122V123H59ZM142 122V121H141ZM161 122H163V120L161 121ZM71 123V122H70ZM73 123V122H72ZM132 123H133V120H132ZM139 123V122H138ZM196 123V122H195ZM222 123V122H221ZM23 124V123H22ZM62 124H64V122H62ZM66 124V123H65ZM64 124V125H65ZM136 124L137 123H135V124H133V125H135L136 126ZM190 124V125H189ZM192 124H194V122L192 123ZM220 124V123H219ZM225 124V123H224ZM231 124H232V126H234V128H235V130H234V128L232 129V126H231ZM231 124H229L230 126H231V130H232V134L234 135V136H236L235 138V140L236 141H243V140H245V137L246 136H244V135H247L248 137H246V138H249V137H251V140L252 141H250L249 140V143H251L252 145L254 144H258V142L259 141H261V139L260 140H258L257 138H255V136H259V138H261L260 137V135H258V133H255V132H249V131H246L245 129H244V131H245V134L244 135H242V133H238V131H239V128H238V130L236 129V125H233V123H231ZM24 125V124H23ZM48 125V124H47ZM248 125V126H249ZM55 126H57V125H55ZM70 125H68L67 126V128L69 127ZM122 126H124V124L122 125ZM134 126V131L136 132L137 131V133L140 131V126L139 127H137V128H140V129H137L136 127ZM138 126V125H137ZM160 126V125H159ZM185 126V125H184ZM199 126H201V125H199ZM203 126V125H202ZM222 126V125H221ZM226 126V125H225ZM228 126V125H227ZM253 126V127H252ZM52 127H54V125H53V123H52ZM63 127V126H62ZM66 127V126H65ZM64 127V128H65ZM73 127V126H72ZM118 127V126H117ZM133 127V126H132ZM19 128H22V127H19ZM56 128V127H55ZM64 128H63V130H64ZM69 128H71V127H69ZM124 128H126V129H130V128H127V127H125L124 126ZM167 128V127H166ZM193 128V127H192ZM191 127H190V129H192ZM199 128V127H198ZM242 128V127H241ZM244 128V127H243ZM257 128H259L260 129V127H257ZM72 129V128H71ZM122 129V128H121ZM133 129V128H132ZM137 129V130H136ZM164 129H165V127H164ZM194 129V128H193ZM226 129V128H225ZM248 129V128H247ZM256 129V128H255ZM260 129V130H261ZM21 130V129H20ZM37 130V129H36ZM56 130V129H55ZM65 130H69V133H72V132H74V130L72 129V130H70V129H65ZM131 130V129H130ZM142 130V129H141ZM205 130V129H204ZM211 130V129H210ZM224 130V129H223ZM228 130V129H227ZM257 130V129H256ZM255 130V131H256ZM57 131V130H56ZM146 131V130H145ZM153 131V130H152ZM225 131V130H224ZM259 131V130H258ZM257 131V132H258ZM62 132V131H61ZM123 132V131H122ZM135 132H133L132 131V133L133 134H135ZM147 132V131H146ZM162 132V131H161ZM235 132H237V133H235ZM248 134H247V133ZM64 133V132H63ZM67 134V131H66V133H64L63 134V136L65 137V139H67L69 136H71L70 134ZM125 134H128L129 132H124ZM152 133V132H151ZM157 133V132H156ZM213 133H214V131H213ZM69 135L68 137H67V135ZM131 136H132V134H131V131H130V133H129ZM128 134V135H129ZM141 134V133H140ZM143 134V133H142ZM146 134V133H145ZM216 134V133H215ZM236 134V135H235ZM238 134V135H237ZM241 134V135H240ZM260 134V133H259ZM262 134H264V133H262ZM261 134V135H262ZM56 135V134H55ZM58 135V134H57ZM137 136H139V134H136ZM136 135H134L133 137H134V143H136V145H137V141L136 140H138V141H140L139 139H138V137L136 136ZM194 135V134H193ZM239 135L241 136V137H239ZM40 136H42V135H40ZM61 136H62V133H61ZM125 136V135H124ZM145 136V135H144ZM192 136V135H191ZM190 136V139L192 138ZM238 136V137H237ZM54 137V136H53ZM132 137V138H133ZM149 137V136H148ZM213 137V136H212ZM55 138V137H54ZM57 138V137H56ZM86 138V137H85ZM131 138V139H132ZM209 138V137H208ZM222 138V137H221ZM240 138H243V139H240ZM70 137H69V141H67V140H65V141H67L66 143H70ZM89 139H88V141H89ZM131 139H129V137L125 140V141H127V140H129V141H127L126 143L127 144H125L126 146V150L124 151L125 152V156H127V158L124 160V158H123V160H124V162L122 161L121 163H122V165L121 166H118V169H121L122 167H123V169H121L122 171H124V168L126 167L125 165V163H126V161H128L129 159H128V157L131 159V157H132V155L134 156V152L133 151H135L136 149H137V146L133 143H131ZM187 139V138H186ZM216 139V137L214 136L211 140H212V142H213V144H215V142H214V140ZM219 139V138H218ZM258 141H257V140ZM262 139H264V138H262ZM1 140V139H0ZM86 140V139H85ZM184 140V139H183ZM220 140H222V139H220ZM224 140V139H223ZM64 141V140H63ZM196 141H197V139H196ZM235 141V142H236ZM240 141L238 142L239 144H240ZM246 141V140H245ZM133 142V141H132ZM200 142V141H199ZM39 143V142H38ZM69 143H68V146H70V145H72L73 147L75 146V144L74 143H72V140H71V143H70V145H69ZM123 144V143H122ZM203 145H204V143H202ZM238 144V145H239ZM251 144H248V142H247V145H248V147L250 148V147H252L251 146ZM261 144V143H260ZM67 145V144H66ZM247 145H244V146H246L247 147ZM8 146V145H7ZM72 146H71V148H72ZM136 146V147H135ZM181 146V145H180ZM179 145H178V147H180ZM219 145H217V147H218ZM258 147H259V144L257 145ZM257 146H254V147H252V148H254L253 149V151H260L259 149L257 150ZM11 147V146H10ZM14 148V150H10V152L9 151H7L5 148H1V146H0V148L1 149H3V150H6L9 154L10 153H12V152H14L16 149H18V147H16L15 145L13 146ZM62 147V146H61ZM85 147V148H84ZM156 147V146H155ZM205 147V146H204ZM246 147H243V146H241V144L239 145V149L240 148H242L243 149V151L244 150H246L247 148ZM256 147V148H255ZM260 147H264V146H260ZM16 148V149H15ZM60 148V147H59ZM63 148V147H62ZM124 148V147H123ZM123 148H122V150H123ZM164 148V147H163ZM175 148V147H174ZM174 148L172 147V149H173V152H172V155H177L178 157V159L177 160H183L182 159V157H187V155H184L183 156V154L181 153L182 152V150L181 151H178L177 149H180V148H175V150H177V152L178 153H176V151L174 150ZM228 148V147H227ZM238 148V147H237ZM246 148V149H245ZM12 149V148H11ZM57 149V148H56ZM66 149V148H65ZM68 149H70V147L68 148ZM73 149V148H72ZM74 149H75V147H74ZM128 149V150H127ZM146 149V148H145ZM153 149V148H152ZM171 149V150H172ZM220 149V148H219ZM218 149V150H219ZM241 149V150H242ZM256 149V150H255ZM78 150H80V149H78ZM80 150V151H81ZM86 150H88L87 152H86ZM155 150V149H154ZM160 150H162V148H160V147H158V149L156 150L157 151V153L159 152ZM198 150V149H197ZM200 150V149H199ZM252 150V149H251ZM61 151H62V149H61ZM60 151V152H61ZM70 151V150H69ZM72 151V150H71ZM150 151V150H149ZM221 151V150H220ZM220 151H219V153H220ZM223 151H225V150H223ZM221 152V153H225L226 155L229 153V152H227V151H225V152ZM250 152L249 154H247V150H246V154L248 155H246V158H247V160L249 161V159H254V161H255V152ZM63 152L65 153V151H62L61 153L63 154ZM129 153V154H127V153ZM133 152V153H132ZM147 152V151H146ZM163 152V151H162ZM167 152V151H166ZM198 152V151H197ZM19 153V152H18ZM56 153V152H55ZM73 154H75V152H74V150H73V152H72ZM148 153V152H147ZM157 153H154L153 155L155 156V155H157ZM160 153V152H159ZM165 153V152H164ZM175 153V154H174ZM182 154V156L180 155V154ZM220 153V154H221ZM233 153V152H232ZM238 153H239V151H238ZM253 153V154H252ZM27 153H22V154H20L22 157H19V155H18V160L19 159H21L23 162L25 161L26 162V164H27V158L28 157H30V156H28L27 158H26V155ZM61 154V155H62ZM81 154H85V156H81ZM131 154V155H130ZM171 154V153H170ZM222 154V155H223ZM224 154V155H225ZM234 154V153H233ZM241 154V153H240ZM6 155V154H5ZM12 155H13V153H12ZM17 155V153L15 152V155L14 156H16ZM64 155V154H63ZM62 155V156H63ZM79 155V156H78ZM124 155V154H123ZM145 155V154H144ZM150 155H151V153H150ZM172 155L170 156V157H172ZM180 155V156H179ZM221 155V156H222ZM223 155V156H224ZM225 155V156H226ZM237 155V154H236ZM48 156V155H47ZM49 156H51V155H49ZM55 156V155H54ZM54 156L52 157V158H54ZM64 156H66V155H64ZM146 157H147V155H145ZM154 156H152V157H154ZM220 157V161L221 162H225V163H227L226 161H228V160H225L226 158L225 157ZM227 156H230V157H232L231 156V152H230V154H228ZM262 156H264V155H262ZM158 157V156H157ZM179 157H180V159H179ZM236 157H238V156H236ZM249 157V158H248ZM14 158V157H13ZM26 158V159H25ZM145 158V157H144ZM159 158V157H158ZM160 158H162V157H160ZM175 158V157H174ZM219 158V157H218ZM233 158V157H232ZM231 158V159H232ZM240 158H242V157H240ZM244 158V157H243ZM262 158H264V157H262ZM29 159V158H28ZM38 159V158H37ZM58 159H60V158H58ZM116 159V158H115ZM128 159V160H127ZM149 159V158H148ZM151 160H152V158H150ZM150 159H149V161H150ZM154 159V158H153ZM185 159V158H184ZM40 160V159H39ZM60 160H62V159H60ZM60 160H57V162L58 161H60ZM80 160V161H79ZM176 160V161H177ZM207 159H199V161L200 162H205ZM246 160V159H245ZM261 161L260 163H262V162H264V160H259V159H256V161ZM140 161V160H139ZM147 161V160H146ZM159 161H161V165H158L157 167L156 166H154L153 164L154 163H152V165L155 167V168H153V166L151 165V164H149V166L151 167H149L150 169H151V171L152 170H154V172H156V170L158 169V170H160V171H157L158 172V175H159V178H160V176H161V174H162V172H161V169L163 170L164 169V165H162V163L164 162H162V160H159ZM175 161V163L177 164V163H179V161H177L176 162ZM238 161V162H237ZM23 162H19L20 164H22ZM57 162H56V164H57ZM141 162V161H140ZM148 162V161H147ZM153 162H155V160L153 161ZM174 162V161H173ZM181 162V161H180ZM234 162L235 163H233V164H231V163H227V165H229V166H231L230 167V170L228 171V173L229 174H226V169L225 168H223V169H221L220 167H217V171H218V173H219V176H217L216 174H214V173H211V172H196L195 174H197V173H201L202 175L203 174H209V175H211L212 176V179H213V181H214V184H215V186H216V189H215V195L214 196H212V194L211 193H208V195L207 196H205L206 198L204 199V201L202 200V203L204 202V204L203 205H205L204 207L207 209H213V208H217L218 206H223V204L225 205V204H229V205H231V204H233V205H231L232 206V208L229 206V208H231V211L233 212H230L229 210V212L230 213H232V215L230 214V215H228V214H226V213H229L228 211L226 212V211H224V213L226 214V215H228V216H224L223 214L221 215V216H223V218L220 216V217H215L214 218V215H208L206 218L204 217V215H203V218L205 219L204 220V225L206 224V223H208V222H214V221H216V223L217 224H219V223H222L223 222V220L222 219H224V221H227V223H229V225L227 224L226 226L229 228V230L230 229H232L231 230V235H234V236H229L228 237V239L231 237H235V238H233L234 239V241L235 242H239L240 240H241V242H239L238 244L240 245V248H241V250L243 251L242 253H243V257H246L247 255L245 254V253H247V251L249 250L248 249V241L250 240L249 238L252 236L251 234H255V231H256V225H255V223H254V221H255V208L253 209L252 207L254 206L255 207V181H252V178H257L258 180H264V177H262V176H259V174L258 173H256V171H255V165L253 166V167H249L248 166V164L247 163H245V162H242L241 161V164H242V166L241 165H239V160H237V159H234ZM41 163V162H40ZM120 163V164H121ZM128 163V162H127ZM142 163H143V160H142ZM25 164V163H24ZM25 164V165H26ZM29 164V163H28ZM31 164H34V163H30V165ZM46 164V163H45ZM61 164V163H60ZM60 164H58L59 166H60ZM106 165L107 167H108V169H107V167H106V169L107 170H109V168H111L110 170L113 172H111L112 174L109 176V178H107V180H105V179H102L101 177H102V172H101V170H102V167H103V165ZM118 164V163H117ZM140 164V163H139ZM144 164H145V162H144ZM147 164V165H148ZM156 164H157V162H156ZM155 164V165H156ZM160 164V163H159ZM169 164V163H168ZM168 164H167V166H168ZM175 164V166L174 167H177L179 164H177L176 165ZM24 165V166H25ZM30 165H28V167L30 166ZM115 165V164H114ZM119 165V164H118ZM141 165H143V164H141ZM170 165V164H169ZM32 167L31 168H33V166L34 165H31ZM58 166V167H59ZM116 166V165H115ZM125 166V167H124ZM130 166V165H129ZM132 166H135V165H132ZM161 166V167H160ZM163 166V167H162ZM166 166V165H165ZM167 166H166V168H167ZM183 166V165H182ZM261 166H264V165H261ZM26 167H27V165H26ZM50 167H52V166H50ZM55 167V166H54ZM57 167V166H56ZM121 167V168H120ZM138 167V166H137ZM136 167V168H137ZM140 167V166H139ZM180 168H182L181 166H179ZM37 168V167H36ZM45 168V167H44ZM135 168V169H136ZM145 167L143 166V169H144ZM161 168V169H160ZM172 168V167H171ZM178 168V167H177ZM30 169V168H29ZM51 169V168H50ZM56 169V168H55ZM57 169H59L58 171L60 172V168H57ZM56 169V170H57ZM76 169V170H77ZM146 170H147V168H145ZM156 169V170H155ZM32 170V169H31ZM35 170V169H34ZM56 170H54V171H56ZM109 170V171H110ZM121 170H118V171H121ZM165 170V169H164ZM163 170V171H164ZM172 170V169H171ZM36 171V170H35ZM45 171H46V169H45ZM166 171V170H165ZM176 171V169L174 168L173 169V172H174V174H175V176L178 174V172H175ZM38 172V171H37ZM47 172H49V170L47 171ZM76 172V171H75ZM142 172V171H141ZM171 172V171H170ZM43 173H44V171H43ZM50 173H53V172H51V170H50ZM57 173V172H56ZM55 173V174H56ZM101 173V174H100ZM104 173H106V172H104ZM138 173H139V171H138ZM161 173V174H160ZM234 173H236V175H237V177H236V182L235 183H233V188H235L236 189V187H237V185L238 184H243L244 182L242 181V178H247L248 179V182L246 183L247 185H246V187L245 188H248V187H250V193H252V194H250L249 195V197H248V195L246 194L245 195V193L240 197V198H237L236 196H234V195H231V196H224V193L221 191V181L222 182H224V181H226L227 180V178H228V176L229 175H232V174H234ZM40 174H42V173H40ZM54 174V173H53ZM142 174V173H141ZM150 174V173H149ZM166 174V173H165ZM195 174H190V175H193L192 177H194V175ZM47 175V174H46ZM250 175V176H249ZM58 176V175H57ZM70 176L71 177V175L70 174H68V175H66L65 177L66 178H68V177ZM152 176V175H151ZM163 176V175H162ZM161 176V177H162ZM165 176V175H164ZM178 176V175H177ZM50 177V176H49ZM72 177H71V179L69 180V181H71L72 180ZM81 177V178H80ZM122 178V176H120L119 175V178ZM153 177V176H152ZM157 177V176H156ZM166 177V176H165ZM168 177H170V176H168ZM185 177V176H184ZM118 178V179H119ZM57 179V178H56ZM65 179V178H64ZM109 179H111V180H109ZM123 179V178H122ZM141 179V178H140ZM154 179V178H153ZM157 179H158V177H157ZM163 179V178H162ZM68 180V179H67ZM66 180V181H67ZM159 180H161V179H159ZM159 180H157V181H159ZM76 181V182H75ZM119 181V180H118ZM120 181H122L121 179H120ZM142 181H144V180H142ZM162 181V180H161ZM68 182V181H67ZM108 182V184H106ZM115 182H117L116 180H115ZM114 182V183H115ZM160 182V181H159ZM258 182V181H257ZM18 183V185L17 186H23L24 187V184L22 183L21 184V182H18V181H16V184ZM110 183V184H109ZM161 183V182H160ZM262 183H264V182H262ZM70 184V183H69ZM68 184V185H69ZM122 184V185H121ZM120 185L121 186H123V187H125V186H127V184H126V181H124L123 180V182L121 183ZM141 184V183H140ZM157 185H159V183L157 184ZM130 187L132 186V185H129ZM143 186H144V184H143ZM163 186V185H162ZM166 186V185H165ZM258 186H260V184L258 185ZM22 187V188H23ZM70 187H73V185L72 186H70ZM69 187V188H70ZM75 187H73L74 189H75ZM113 187V188H112ZM120 187V186H119ZM122 187V188H123ZM138 187V186H137ZM139 187H140V185H139ZM150 187V186H149ZM152 187V186H151ZM150 187V188H151ZM252 187H254V189L252 188ZM73 188H71V189H73ZM126 188V187H125ZM142 188V187H141ZM164 188V187H163ZM243 188V187H242ZM124 189V188H123ZM145 189H146V187H145ZM144 189V190H145ZM149 189V188H148ZM169 189V188H168ZM173 189V188H172ZM253 189V190H252ZM75 190V191H76ZM104 190V191H103ZM130 190V189H129ZM170 190V189H169ZM121 191V190H120ZM122 191H124V190H122ZM127 191V190H126ZM147 191V190H146ZM236 191V190H235ZM243 191V190H242ZM248 191V190H247ZM68 192H70V191H68ZM116 192H117V190H116ZM234 192V190L233 191H230V192H227V193H230V194H232ZM244 192V191H243ZM42 193H43V191H42ZM153 193V192H152ZM171 193V194H170ZM259 193H261L262 194V196H264V189H261L260 191H259ZM170 194V198H173V199H175L176 198V196L177 195H174V193H172V191L171 192H169L168 193V195ZM202 194V193H201ZM68 195V194H67ZM70 195V194H69ZM71 195V196H72ZM108 195V194H107ZM137 195V194H136ZM155 195V194H154ZM257 195V194H256ZM50 196V195H49ZM52 196V195H51ZM51 196H50V198H51ZM127 196V195H126ZM171 196H173V197H171ZM202 196V195H201ZM142 197V196H141ZM151 197V196H150ZM154 197V196H153ZM203 197H204V195H203ZM239 197V196H238ZM134 198H137V197H134ZM149 198V197H148ZM162 198H164V197H162ZM162 198H160L161 200H163ZM167 198H168V196H167ZM179 198V197H178ZM237 198V199H236ZM246 198V199H245ZM251 198H253V199H251ZM42 199V198H41ZM45 199H46V197H45ZM120 199V198H119ZM143 199H145L144 197H143ZM147 199V198H146ZM153 199H155V197L153 198ZM202 199V198H201ZM234 199H236V201L238 202V203H233L234 201ZM251 199V200H250ZM43 200V199H42ZM116 200V199H115ZM124 199L123 198H121V204L123 205L125 202H122ZM158 201H159V199H157ZM245 200L246 201H248V202H253V203H248V202H245ZM126 201V200H125ZM154 201H156V200H154ZM167 201V200H166ZM180 201H182V200H180ZM44 202H45V200H44ZM197 201H193V202H191V203H189V202H184V201H182L181 203H179V204H181V206L183 207L182 208V210H184L183 212H185V210H187L186 212L187 213H189L190 211H192L191 213L193 214V213H195V211L194 210H196V208L199 206V207H201L202 206V204H201V202H200V200H198V203H196ZM239 202H241V203H239ZM245 202V203H244ZM48 203V202H47ZM183 203V204H182ZM248 203V204H247ZM17 204V203H16ZM20 204V203H19ZM18 204V205H19ZM113 204H114V202H113ZM137 204V203H136ZM139 204V203H138ZM200 204H201V206H200ZM234 204H237V205H234ZM251 204H252V206H251ZM41 204L39 203V206H40ZM46 205V204H45ZM44 205V206H45ZM114 205H116V204H114ZM118 205V204H117ZM156 205V204H155ZM247 205H249L250 206V208H248V206ZM42 206V205H41ZM51 206V205H50ZM49 206V207H50ZM111 206H113V205H110V207ZM120 206V205H119ZM124 206V205H123ZM146 206V205H145ZM180 206V205H179ZM180 206V207H181ZM243 206H247V207H245L246 209H248L247 211H245V212H243L242 213V215H244V217H246L244 220H241L240 218H242L243 219V216H240V218H238L239 216V214H240V212H241V210H240V207L241 208H243ZM48 206L46 205V208H47ZM109 207V206H108ZM114 207V206H113ZM155 207V206H154ZM159 207V206H158ZM42 208V207H41ZM45 208V207H44ZM52 208V207H51ZM50 208V209H51ZM63 208V207H62ZM71 208H73L72 206H71ZM118 208V207H117ZM117 208H114L115 210L117 209ZM121 208V207H120ZM134 208V207H133ZM146 208V207H145ZM227 208H228V206H227ZM227 208H226V210H227ZM47 209H49V208H47ZM49 209V210H50ZM74 209V208H73ZM72 209V210H73ZM95 209V210H94ZM124 209H126L125 207H124ZM154 209V208H153ZM158 209L159 208H157V211H158ZM181 209V208H180ZM206 209H204V210H206ZM224 209V208H223ZM42 210H44V209H42ZM61 210V209H60ZM112 210H113V208H112ZM121 210V209H120ZM120 210H119V212H120ZM143 210V209H142ZM142 210H140L141 212H142ZM203 210V211H204ZM214 210V209H213ZM225 210V209H224ZM54 211V210H53ZM64 211H66V210H64ZM64 211H61L63 214H64ZM128 211V210H127ZM139 211V210H138ZM138 211H136V212H138ZM147 211H149V210H147ZM194 211V212H193ZM206 211H208V210H206ZM205 211V212H206ZM41 212V211H40ZM67 212H69L68 214H70V212L71 211H67ZM74 212V211H73ZM75 212H74V214H75ZM111 212V211H110ZM113 212V211H112ZM115 212V211H114ZM116 212H117V210H116ZM133 212H135V211H133ZM182 212V213H183ZM211 212V211H210ZM47 213V212H46ZM56 213V212H55ZM59 213V212H58ZM94 213V214H93ZM131 213H132V211H131ZM149 213V212H148ZM151 213V212H150ZM159 213H161V215L162 214H164L162 211H159ZM159 213H155V214H158L159 215V219L160 220H162L161 219V217H160V214ZM38 214V213H37ZM48 215H49V213H47ZM51 214H53V213H51ZM67 214V213H66ZM74 214H70V215H74ZM110 214V213H109ZM117 214V213H116ZM115 213H114V216L116 215ZM123 214V213H122ZM135 214V213H134ZM139 214H141V213H139ZM154 214V213H153ZM56 215V214H55ZM65 215V214H64ZM124 215H126V214H124ZM123 215V216H124ZM136 215V214H135ZM149 215H151V214H149ZM189 215H191V214H189ZM37 215H35V217H36ZM53 216V215H52ZM92 216V217H91ZM113 216V215H112ZM111 216V217H112ZM117 216V215H116ZM142 216V215H141ZM140 216V217H141ZM157 216V215H156ZM163 216V215H162ZM233 216V217H232ZM42 217V216H41ZM58 217H60V216H57V218ZM67 217H68V215H67ZM72 217H74V216H72ZM119 217H122V216H120L119 215ZM126 217V216H125ZM139 217V218H140ZM199 217V216H198ZM198 217H193L192 215L188 218V220H193L192 222L191 221H188L189 223L188 224H190V226L192 225V226H194L195 224H197V222L195 221ZM210 217H212L211 219H210ZM229 217H230V219H231V217L233 218V221H236V220H238V221H241V222H235V224L231 221V220H229ZM251 217V218H250ZM53 218H54V216H53ZM69 218V217H68ZM71 218V217H70ZM137 218H138V216H137ZM194 218H196V219H194ZM207 218H209V220L207 219ZM220 218H222V219H220ZM226 218V219H225ZM238 218V219H237ZM34 219V218H33ZM38 218H36V221L38 222V220H37ZM47 219V218H46ZM48 219H50V218H48ZM67 219V218H66ZM73 219H75V217L73 218ZM112 219H115V218H112ZM111 219V220H112ZM120 219V218H119ZM132 219V218H131ZM35 220V219H34ZM40 220V219H39ZM127 220V219H126ZM135 220V219H134ZM160 220H157V223L160 221ZM164 220H167V219H164ZM164 220H162V221H164ZM182 220V219H181ZM213 220V221H212ZM218 220V221H217ZM41 221V220H40ZM49 221V220H48ZM51 221V220H50ZM56 220L54 219V221H52V223H53V226H52V228L53 229H56L55 228V224H56V222H55ZM110 221V220H109ZM118 221V220H117ZM141 221V220H140ZM183 221V220H182ZM228 221H230V222H228ZM34 222V221H33ZM42 222V221H41ZM58 222V221H57ZM74 222V221H73ZM111 222V221H110ZM114 222V221H113ZM125 222V221H124ZM195 222V223H194ZM219 222V223H218ZM40 223V222H39ZM50 223V222H49ZM48 223V224H49ZM55 223V224H54ZM143 223H144V221H143ZM163 223V222H162ZM176 223V222H175ZM183 223V222H182ZM193 223H194V225H193ZM225 223V222H224ZM231 223H233V226H232V224ZM36 224V223H35ZM46 224V223H45ZM47 224V225H48ZM113 224V223H112ZM112 224H110V225H112ZM150 224V223H149ZM159 224V223H158ZM158 224H156V225H158ZM178 224V223H177ZM186 224H187V222H186V220L184 221V225H182L181 224V222H180V225H182L181 227H180V225H177L178 226V228L180 229V231L182 230H185V229H188V226L185 228V226H186ZM201 224V223H200ZM242 224H244V225H242ZM56 225H58V223L56 224ZM116 225H118V224H116ZM166 225V224H165ZM164 225V226H165ZM171 225V224H170ZM170 225H166V228H168L167 229V231L170 229L169 227H170ZM37 226V225H36ZM155 226V225H154ZM169 226V227H168ZM189 226V227H190ZM191 226V227H192ZM200 226V225H199ZM212 226H213V224H212ZM230 226H232V227H230ZM48 227H49V225H48ZM57 227V226H56ZM119 227V226H118ZM120 227H121V225H120ZM156 227V226H155ZM172 227V226H171ZM174 227V226H173ZM34 228V227H33ZM42 228V227H41ZM44 228V227H43ZM144 228V227H143ZM164 228V227H163ZM176 228V227H175ZM183 228V229H182ZM45 229H47V227L45 228ZM45 229L43 230V232H45ZM50 228H48V230H49ZM109 229V228H108ZM138 229V228H137ZM149 229V228H148ZM155 229V228H154ZM179 229H175V230H178V232H179ZM189 229H191V228H189ZM160 230V229H159ZM171 230V229H170ZM170 230H169V232H165V234H167L166 236H164L163 237V239H164V243H159V240H157L156 238H159V237H161V236H163V233H162V235L161 236H159L160 234L158 233V235H157V233H154V234H156V235H154V234H150V232H148V230L146 231V233L147 234H149V236L151 237H149L151 240H152V238L153 239H156V243H155V245L157 244V245H162V247H164V251H163V253L165 254V255H167L165 258H163V263H167L168 261H177L178 262V264H179V262L181 263V261H179L180 260V258L182 257V255H185V256H189V262H188V264H202V262H203V264H205L206 262H207V260L209 261V260H211V259H206V261H204L205 259L203 258V255L205 254V252H202V256H201V253H199L200 254V257L203 259H200V260H202V261H200L199 259H198V257L196 258V256H194L193 257V252L191 251V249H188L189 247L187 246V244L189 245L190 243H192L193 244V246H195V248L194 249H198V251L199 252H201V250H203V251H205L206 249H207V252L206 253H208V249H209V246H210V244L208 245V244H206V242H208V240L206 241V239H200V238H195V236H194V234H190L191 233V230H190V232H188L187 230H185V231H183V232H180L177 236H173L174 238H175V240H176V238H177V240H178V238L180 239H182V240H185V242H186V244L183 246V245H180V247L182 246V250L181 249H176L175 247H171V245H166L165 244V242H166V240L171 236L172 237V235H170L169 233H171L172 234V232H170ZM173 231H174V228L172 229ZM217 230V229H216ZM215 230V231H216ZM234 230V231H233ZM52 231V230H51ZM112 232H113V230H111ZM117 231H119V230H117ZM141 231V230H140ZM150 231V230H149ZM193 231H194V229H193ZM217 231H219V230H217ZM235 231H237L236 232V234H235ZM39 232V231H38ZM43 232L41 233V235L43 234ZM47 232V231H46ZM53 232V231H52ZM63 232V231H62ZM129 232V231H128ZM135 232V231H134ZM133 232V233H134ZM152 232V231H151ZM155 232V231H154ZM221 232V231H220ZM230 232V231H229ZM241 234H240V233ZM114 233V232H113ZM118 233V232H117ZM48 234V233H47ZM110 234V233H109ZM127 234V233H126ZM164 234V235H165ZM220 235H223V234H225L226 235V233H223V232H221V233H219ZM170 235V236H169ZM251 235V236H250ZM43 236V235H42ZM134 236H135V234H134ZM237 236H239V237H237ZM131 237V236H130ZM133 237V236H132ZM170 237V238H171ZM173 237L170 239V240H172L173 239ZM219 236H217V238H218ZM225 236L223 235V237L221 238V239H223V240H216L217 241V251L219 250L218 249V247H219V245H221L219 242L221 241V242H223V241H225V239L226 238H224ZM237 237V238H236ZM24 238H27V237H24ZM41 238V237H40ZM39 238V239H40ZM112 238V237H111ZM125 238V237H124ZM144 238H146V237H144ZM229 239V240H232V239ZM239 238V239H238ZM38 239V240H39ZM166 239V240H165ZM116 240H118V239H116ZM142 240V239H141ZM161 240V239H160ZM174 239H173V241H175ZM176 240V241H177ZM238 240V241H237ZM243 240V241H242ZM29 241V240H28ZM27 241V242H28ZM124 241V240H123ZM122 240H121V242H123ZM154 241V240H153ZM157 241H158V243H157ZM179 241V240H178ZM213 241V240H212ZM25 242V241H24ZM111 242V241H110ZM250 242V241H249ZM66 243H71L70 245L69 244H67L68 245V247H65L66 246ZM209 243V242H208ZM232 243H234V242H232ZM237 243H235V244H237ZM248 243V244H247ZM110 244V243H109ZM154 244V243H153ZM177 244V243H176ZM227 244V243H226ZM229 244H231V242L229 241ZM166 245V246H165ZM238 245V246H239ZM192 246V247H193ZM222 246V245H221ZM225 246V245H224ZM228 246V245H227ZM108 247V246H107ZM160 247V246H159ZM191 247V246H190ZM223 247V246H222ZM231 247V246H230ZM115 248V247H114ZM157 250H158V247L156 246L155 247ZM216 248V247H215ZM219 248H221V247H219ZM239 248V249H240ZM21 248H19V251H21L20 250ZM66 249V250H67ZM147 249H149V248H147ZM190 250V251H189ZM23 251V250H22ZM41 251V250H40ZM149 251H151V249L149 250ZM155 251V250H154ZM196 251V250H195ZM214 251H216V250H214ZM3 252V251H2ZM5 252V251H4ZM3 252V253H4ZM117 252V251H116ZM191 252V253H190ZM153 253V252H152ZM160 253V252H159ZM216 253V252H215ZM111 254V253H110ZM115 254V253H114ZM177 254H181V255H177ZM121 255H123V254H121ZM207 255H209V254H207ZM217 255V254H216ZM221 255H225V254H221ZM228 255V254H227ZM6 256V255H5ZM124 256V255H123ZM206 256V255H205ZM211 256V255H210ZM209 256V257H210ZM228 256H230V255H228ZM228 256H222V257H224V259H228V258H230V257H228ZM3 257V256H2ZM207 257V256H206ZM221 257V258H222ZM228 257V258H227ZM242 257V258H243ZM118 258V257H117ZM117 258H115V259H117ZM38 259H40L39 257H38ZM64 259V258H63ZM114 259V260H115ZM120 260H121V257L119 258ZM108 260V259H107ZM118 260V259H117ZM130 260V259H129ZM237 261H238V259H237ZM37 262H38V260H37ZM116 262V261H115ZM137 262H139V264H142V263H140V261H137ZM136 262V263H137ZM161 262V263H162ZM205 262V263H204ZM214 262H215V259H214ZM219 262V261H218ZM242 262V260H240L239 259V263H241ZM64 263V262H63ZM119 263V262H118ZM125 263V262H124ZM136 263H134V264H136ZM157 263V262H156ZM165 263V264H166ZM211 263V261H209V264ZM216 263H217V261H216ZM237 263V262H236ZM65 264V263H64ZM96 264H103L102 262H96ZM167 264H169V263H167ZM219 264H221V263H219ZM238 264V263H237Z\"/></svg>",
	"mask_w": 264,
	"mask_h": 264
}]
</instances>
